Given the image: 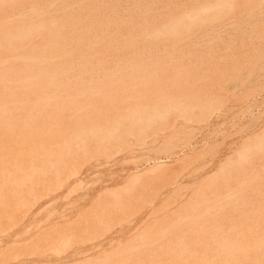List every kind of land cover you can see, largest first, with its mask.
Instances as JSON below:
<instances>
[{
	"label": "bare ground",
	"instance_id": "6f19581e",
	"mask_svg": "<svg viewBox=\"0 0 264 264\" xmlns=\"http://www.w3.org/2000/svg\"><path fill=\"white\" fill-rule=\"evenodd\" d=\"M232 2H233V0H0V182H4V181H6V180H8V179H10V178H12L13 177V173H14V171L12 170V168L13 167H17V168H20V167H34V166H36V164L37 163H40V165L42 164V162H50V161H57V159H58V157H60L59 156V151H60V154L62 153L61 151L62 150H65V151H69V150H71L72 149V147H73V145L74 144H76L75 142H77L76 140L78 139V138H82L84 135L86 136V134H89V136H88V138L90 137V134H95V128H94V126H95V122L93 121V123H95V124H93L94 126H90V127H88L89 125H91V123L88 125V123H89V121L90 122H92L91 120L92 119H94V118H98L99 117V119H100V117H102V116H104V115H106L107 113H110V112H112V114L114 115V118H118V119H116V120H119V117H121L120 115H122V118H120V119H123V117L125 118V115L126 114H124V116H123V114H122V112H124V111H126V110H128V109H126L125 107H126V105L127 106H129L128 104L130 103V102H133V101H137V100H141L142 98H145V97H149V96H152V97H154V100H155V104L157 103L156 102V96H157V98H162L163 96H165V95H168V94H160V93H162L161 91L159 92V90L160 89H158V90H155V89H153L154 87L156 88V86H157V84H159V83H162L163 81H165L166 79L165 78H167V76H165L166 74V71H169V69L171 68L172 70H173V68H174V70H175V68H176V70L175 71H177V73H179L178 71H180V69H184V67H186V66H189V68H193L196 64H198L197 62H199L198 60H199V58H198V60H197V57H194V55H196L197 56V53L196 54H194L195 53V51H192V50H190L191 48H188V46H187V43H186V41H188V39H189V41H191V42H193L192 40H190V38L191 37H194V35H198V34H200V33H202L205 29H207L208 27L207 26H209L210 24H212L213 22H218V21H222L223 20V22H224V20H226L229 16H230V18H234L233 20L234 21H236L237 22V24H238V26L240 27V25L239 24H241L242 22L245 24V22L243 21V17H245V16H250V18H251V16L252 17H254V15H255V17L256 16H258V14H261L262 12H261V10H263V7H264V0H237V4H236V2H235V4L233 3L232 4ZM232 5H235V7L234 6H232ZM224 9H229L230 10V12H231V14H229V13H225V12H223V11H221V10H224ZM225 13V14H224ZM263 13H264V11H263ZM227 14V16H228V14H229V16L227 17V16H225ZM232 15V16H231ZM261 16V15H260ZM260 16H258V17H260ZM262 16H264V15H262ZM261 16V17H262ZM254 17V18H255ZM258 17H256V18H258ZM260 17V18H261ZM229 18V19H230ZM253 18V19H254ZM263 18V17H262ZM245 19H249V17L248 18H245ZM252 18H251V20H253ZM250 20V19H249ZM256 20V19H255ZM260 20V19H259ZM227 21H228V19H227ZM263 21V20H262ZM262 21H261V23H262ZM224 23H227V22H224ZM223 23V24H224ZM233 23V22H232ZM232 23H231V25H232ZM248 23V22H247ZM258 23V21L256 20V24ZM260 23V22H259ZM264 23V22H263ZM228 24V23H227ZM252 24V23H251ZM231 25H229V26H231ZM248 25V26H247ZM246 25V27H249L250 26V23L249 24H247ZM257 25H260V24H257ZM263 25V24H262ZM212 26H216L215 24L214 25H212ZM221 26H222V24H221ZM254 25H251V27H253ZM217 27V26H216ZM219 27V26H218ZM216 28V30L217 29H220V28ZM236 27V26H235ZM250 27V34H252L251 36H253L254 35V37L253 38H250V40H252V39H255L256 40V38L255 37H257V35H260V36H264V26L261 28V29H256L255 28V26L253 27V28H255V30L254 29H252ZM212 28V27H211ZM211 28H209V29H211ZM214 28V27H213ZM233 28V30H234V27H232ZM237 28V27H236ZM241 28H242V26H241ZM245 27H243V29H244ZM225 29V28H224ZM223 29V30H224ZM242 29V30H243ZM252 29V30H251ZM212 30V29H211ZM226 30V29H225ZM227 30H229V29H227ZM231 30V29H230ZM245 31H248L246 28L244 29ZM243 30V31H244ZM254 30V31H253ZM207 31V30H206ZM210 31V30H209ZM218 31H220V30H218ZM232 31V30H231ZM230 31V32H231ZM236 31H237V29H236ZM214 32V31H213ZM221 32H222V29H221ZM227 33L229 32V31H226ZM240 32V33H239ZM237 31L236 33H238L239 34V36H238V38L239 37H241V31ZM212 33V32H211ZM211 33H210V35H211ZM223 33V32H222ZM225 33V32H224ZM223 33V35H225V34H227V33H225L224 34ZM235 33V32H234ZM235 33V34H236ZM207 34H208V32H207ZM219 34V33H218ZM221 34V33H220ZM231 34L232 33H230V37H231ZM235 34H234V36H235ZM241 34V35H240ZM243 34H244V32H243ZM202 35V34H201ZM210 35H208V36H210ZM212 35H214L213 33H212ZM215 35H217V33L215 34ZM214 35V37H216ZM222 35V34H221ZM221 35H219V38H221L222 36ZM256 35V36H255ZM221 36V37H220ZM234 36H232L233 38H235ZM245 36V35H244ZM243 36V37H244ZM259 36V37H260ZM198 37H200L199 35H198ZM202 37H203V35H202ZM205 37H206V35H205ZM227 37H229V36H227ZM250 37V36H249ZM261 37V38H262ZM204 38V37H203ZM219 38H216V40L217 39H219ZM245 38H246V36H245ZM209 39V38H208ZM223 39H225V37L223 38ZM223 39H219V41L220 40H223ZM242 39V38H241ZM240 39V40H241ZM196 40V39H195ZM194 40V41H195ZM200 40V39H199ZM210 41L212 40V39H209ZM226 40V39H225ZM239 40V39H238ZM255 40H252L253 42L255 41ZM264 41V40H262V39H260L259 38V41ZM202 41V40H201ZM224 41V40H223ZM231 41H233V42H235L234 41V39L233 40H231ZM245 40L243 39V44H244V46H245V42H244ZM251 41V42H252ZM259 41H256L257 42V44H256V47H257V45L259 44ZM260 41V42H261ZM203 42V41H202ZM218 42V41H217ZM233 42H231V43H233ZM236 42L238 43V41H237V39H236ZM247 42H248V40H247ZM246 42V43H247ZM253 42H252V44H253ZM196 43V42H195ZM195 43L193 44V45H195ZM197 43H198V41H197ZM196 43V44H197ZM211 43V44H210ZM209 43V45H211V47H208V50H207V48H206V52L208 51V55H210L209 54V52L211 53L212 52V54L211 55H213V53L214 52H216V49H214V48H212V42H210ZM215 43V42H214ZM226 43V42H225ZM241 43H242V41H241ZM264 43V42H263ZM208 44V43H207ZM217 44V43H216ZM260 44H262V43H260ZM189 45V44H188ZM208 45V46H209ZM223 45V44H222ZM264 45V44H263ZM263 45H261V46H263ZM199 46H200V44H199ZM202 46V45H201ZM200 46V48H201V50H203L202 49V47ZM225 46V45H224ZM227 46V45H226ZM235 46V45H234ZM239 46H243V45H239ZM242 47V51H243V48H245V47ZM255 46V45H254ZM260 46V45H259ZM260 46V47H261ZM192 47V46H191ZM193 47H195V46H193ZM192 47V48H193ZM206 47H207V45H206ZM214 47V46H213ZM223 47V46H222ZM260 47H258L257 49H260ZM196 48L197 47H195V49L194 50H196ZM236 48H238V47H236ZM235 48V50L234 51H236V50H239V48L238 49H236ZM248 48V51H249V48L250 49H253V48H251V47H247ZM226 49H227V47H226ZM205 50V49H204ZM229 50H231V48L229 49ZM245 50V49H244ZM258 54H259V52L261 51H259V50H256V48L254 49ZM253 50V51H254ZM191 51L192 52H194L193 54V56L192 57H194L195 58V60H196V63H194V62H192L191 60H189V62H183L184 61V58L186 59V55H190V53H191ZM197 52H199L198 50H196ZM221 51V50H220ZM241 51V52H242ZM253 51L251 50V52H252V55L254 56V55H256V52H255V54L253 53ZM262 51H264L263 49H262ZM218 52V51H217ZM224 51H222L221 53H223ZM233 52V51H232ZM232 52H230V53H232ZM239 52H240V50H239ZM238 52V53H239ZM250 52V51H249ZM203 53H205V52H203ZM203 53H201V56H202V54ZM226 53H227V51H226ZM237 53V54H238ZM261 53V52H260ZM206 54V53H205ZM207 54L205 55L206 57H208V58H211V57H209V56H207ZM263 54V53H262ZM183 55H185V56H183ZM199 55H200V53H199ZM198 55V57H200ZM214 55H215V53H214ZM213 55V56H214ZM218 55H219V53H218ZM221 55V54H220ZM230 55V54H229ZM232 55V54H231ZM235 55H236V53H235ZM239 55H241V54H239ZM183 56V60L182 59H179L180 57H182ZM212 56V58L213 59H215L214 57ZM223 56H225V54L223 55ZM226 56H228V55H226ZM259 56V55H258ZM257 55H256V58L258 57ZM263 56H264V54H263ZM263 56H261V57H263ZM217 57H219V56H217ZM229 57V56H228ZM232 57H234L233 55H232ZM244 57H248V56H244ZM260 57V56H259ZM188 58V57H187ZM190 58H191V56H190ZM190 58H188V59H190ZM201 58V57H200ZM203 58V57H202ZM201 58V59H202ZM207 58V59H208ZM226 58V57H225ZM235 58H237V57H235ZM235 58H233V59H235ZM242 58H243V56H242ZM246 58H245V60H246ZM207 59H205L206 60V63L208 62V60ZM212 59V60H213ZM218 59H220V58H217V60ZM228 59V58H227ZM226 59V60H227ZM250 59V58H249ZM187 60V59H186ZM204 60V59H203ZM202 60V61H203ZM216 60V61H217ZM221 60H222V56H221ZM225 60V61H226ZM238 60L239 61H242V60H240L239 58H238ZM262 59H260V61H261ZM264 60V59H263ZM201 61V62H202ZM214 61V60H213ZM230 61H232V60H230L229 59V62ZM243 61H244V59H243ZM242 61V62H243ZM247 61H248V59H247ZM253 60H252V58H251V60L249 61V63L250 62H252ZM210 62V61H209ZM212 62V61H211ZM215 62V61H214ZM219 62V61H218ZM221 62V61H220ZM222 62H223V60H222ZM221 62V63H222ZM228 62V63H229ZM233 62V61H232ZM235 62V61H234ZM241 62V63H242ZM200 63V62H199ZM204 63V62H203ZM202 63V64H203ZM213 63V62H212ZM239 63V62H238ZM245 63H248V62H245ZM248 63V64H249ZM254 63H256V62H254ZM253 62H252V64H254ZM195 64V65H194ZM201 64V65H202ZM236 64V63H235ZM235 64H233L234 66H236L237 67V64L235 65ZM200 65V66H201ZM205 64H203V67L205 68L206 66H204ZM213 65V64H212ZM215 65V64H214ZM218 65H219V63H218ZM218 65H216V66H218ZM224 65H226V62H225V64ZM233 65H232V67H229L228 69H230V68H233ZM239 65H240V63H239ZM245 65H247V64H245ZM256 65H258L257 63H256ZM197 66H199V64L198 65H196V67ZM211 66V65H210ZM220 66V65H219ZM230 66V65H229ZM243 67V63H242V65H240V67ZM253 66V65H252ZM251 66V67H252ZM255 66V65H254ZM195 67V68H196ZM221 67H222V64H221ZM235 67V68H236ZM239 67V66H238ZM237 67V68H238ZM250 67V68H251ZM258 67V66H257ZM187 68V67H186ZM186 68L184 69L186 72L188 71V69L186 70ZM194 68V69H195ZM204 68H202L201 69V67H200V69L202 70V71H204L203 69ZM212 68V67H211ZM244 68V67H243ZM247 68H249L248 66H247ZM209 72H207V70L206 71H204V75H209L212 71L210 70V68H209V66H207V68H206ZM212 69H214V67L212 68ZM216 69V68H215ZM217 69L219 70V69H221V71L223 70V69H227V68H218L217 67ZM240 69V68H239ZM244 69H246V68H244ZM256 69V68H255ZM263 69V68H262ZM172 70L171 71H169V72H167L168 74L167 75H169V74H171L172 73ZM190 70V69H189ZM198 70H199V68L197 69H195V72L197 71L198 72ZM248 70V69H247ZM185 71H183L182 70V73L183 72H185ZM191 71V70H190ZM187 72L188 73V75H186V79L183 77L182 78V73L181 74H179V75H181L180 76V78H178V75L176 74V72H175V74H176V76H175V74H174V76L172 77L173 79L171 80L170 79V81H175L176 80V82H178V80H181L180 82H181V84L184 86V81H185V83L188 81L187 79L188 78H190L191 77V75H192V73L194 72V70H193V72ZM211 71V72H210ZM215 71V70H214ZM220 71V70H219ZM226 72L228 71V70H225ZM233 71V70H232ZM244 71V70H243ZM250 71H252V70H250ZM185 72V73H186ZM194 72V73H195ZM196 72V73H197ZM199 72H201V71H199ZM205 72H207L206 74H205ZM218 72V71H217ZM234 72H235V70H234ZM173 73H174V71H173ZM186 73V74H187ZM191 73V74H190ZM193 73V74H194ZM195 73V74H196ZM214 73V72H213ZM216 73V72H215ZM233 73V72H232ZM242 73V72H241ZM241 73H240V75H241ZM246 73V72H245ZM184 74V73H183ZM198 74H200L201 75V73H198ZM221 74H224L225 75V73L224 72H221ZM221 74H216L217 76H219V78L217 77L216 78V81H217V79H219L220 81L223 79V81H225L227 78H225V77H227V76H224V78H223V76L220 78V75ZM229 74H231V73H229ZM235 74H237L236 72H235ZM235 74H232V75H235ZM248 74H250V73H248ZM254 74V73H253ZM190 75V77H187V76H189ZM207 75L205 76V79H204V76H202V78H203V80H206V81H208L209 79H208V77H207ZM211 75V74H210ZM215 74H213V76H214ZM231 75V76H232ZM243 75H244V73H243ZM242 75V76H243ZM198 76V79L200 80V78H201V76H200V78H199V75H197ZM197 76H195V77H197ZM212 76V75H211ZM210 76V77H211ZM231 76L229 75L228 76V78L230 77L231 78ZM238 76V75H237ZM236 76V77H237ZM247 76V75H246ZM194 76L192 77V78H195ZM206 77H207V79H206ZM209 77V78H210ZM216 77V76H215ZM240 77V76H239ZM192 78L191 79H189V81H191L192 80ZM213 78V77H212ZM235 78V77H234ZM233 78V79H234ZM238 78V77H237ZM236 78V79H237ZM262 78V77H261ZM184 79V81H182ZM195 79H197V78H195ZM241 79H243L242 77H241ZM244 79H245V77H244ZM263 79V78H262ZM187 80V81H186ZM198 80V81H199ZM211 80V79H210ZM219 80H218V82H219ZM167 81H168V78H167ZM167 81H165V82H167ZM169 81V82H170ZM188 81V82H189ZM196 82H197V80H195ZM194 80H192V82L194 83L195 82ZM202 81V79L199 81V83ZM206 81H203L202 83L205 85V83H206ZM212 81V80H211ZM222 81V82H223ZM228 81H229V79H228ZM227 80L225 81V82H228ZM234 81V80H233ZM232 81V82H233ZM238 81V80H237ZM241 81V80H240ZM180 82H178L177 84H175L174 82V84L176 85V87H177V85L180 83ZM187 82V83H188ZM212 82H215V81H212ZM225 82H223V84L225 85ZM231 81H230V83H232ZM247 82V80H245V83ZM164 83V82H163ZM172 83V82H171ZM191 83V82H190ZM202 83H200V85L202 84ZM209 83V82H208ZM219 83H221V82H219ZM219 83H216V84H218V85H216V86H221L222 84H219ZM229 83V82H228ZM227 83V84H228ZM242 83H243V81H242ZM245 83H243L244 85H245ZM167 84H169V83H167ZM174 84H170V85H166L167 87H169V89L171 88V86H173ZM180 84V85H181ZM196 84V83H195ZM203 84L201 85V86H203ZM213 84V83H212ZM180 85H178V86H180ZM188 85H190V84H188ZM193 86H195L194 84H192ZM191 85V87H193ZM206 85H208L207 83H206ZM223 85V86H224ZM230 85V84H229ZM228 85V86H229ZM161 86V85H160ZM166 86L165 87H163V86H161V87H163V89L165 90V91H167L166 89ZM197 87H198V83H197V85H196ZM215 86V85H214ZM227 86V87H228ZM157 87H159V86H157ZM160 87V88H161ZM187 89V92L189 91L188 90V87L187 86H185ZM190 87V88H191ZM196 87V88H197ZM200 87V86H199ZM198 87V88H199ZM204 87V86H203ZM203 87H201L200 89L202 90V88ZM209 87V86H208ZM210 87H212L211 85H210ZM225 87V86H224ZM223 87V88H224ZM238 87V86H237ZM148 88H150V89H148ZM166 88V89H165ZM174 88H175V86H174ZM173 88V89H174ZM181 87H179V88H176V90L177 89H180ZM184 88V87H183ZM194 88V91H195V87H193ZM206 88H207V86H206ZM221 88V87H220ZM223 88H221V89H223ZM254 88V87H253ZM157 89V88H156ZM162 89V91H163V93H167V92H165L164 90ZM182 89V88H181ZM210 89V88H209ZM209 89H206V91L205 92H207V90H209ZM218 89V88H217ZM216 88H215V90H217ZM227 89H229V88H227ZM258 89V88H257ZM262 89V88H261ZM171 91H169V92H172L173 93V90L172 89H170ZM193 90V89H192ZM201 90H198V92H200ZM203 90H204V88H203ZM211 90V92L213 91L212 90V88L210 89ZM210 90H209V92H210ZM246 90V89H245ZM231 91V90H230ZM249 92L251 91V89H249L248 90ZM247 90H246V92H248ZM254 91V90H253ZM168 92V93H169ZM184 92V91H183ZM204 91H202V93H203ZM219 92H221V91H219ZM225 92V91H224ZM223 92V94H225ZM226 92H228V91H226ZM245 92V93H246ZM172 93H170V95L172 94ZM176 92H174V94H175ZM180 93V92H179ZM196 93V91L194 92V95H196L195 94ZM201 93V92H200ZM201 93V94H202ZM216 93V92H215ZM218 93V92H217ZM229 93V92H228ZM251 93H253V92H251ZM250 93V94H251ZM255 93V92H254ZM181 94V93H180ZM185 94V93H184ZM192 94H193V91H192ZM209 94V93H208ZM208 94H205V97H206V95L208 96ZM214 94V93H213ZM249 94V95H250ZM173 95V94H172ZM171 95V96H172ZM177 95V99H178V94H176ZM188 95H190L189 93L187 94L186 93V95L185 96H182V97H184V99H185V97L186 96H188ZM211 95H212V93H211ZM214 95H216V94H214ZM226 95V94H225ZM234 95H235V92H234ZM245 95V94H244ZM248 95V94H247ZM171 96H170V98H167V101H168V99H171ZM173 96H175V95H173ZM192 96V95H191ZM203 96V95H202ZM221 96H223V95H221ZM220 96V97H221ZM228 96H229V94H228ZM231 96H233V94L231 95ZM246 96V95H245ZM166 97V96H165ZM164 97V98H165ZM169 97V96H168ZM181 97V98H182ZM195 98H199V96H194ZM218 97V96H217ZM217 97L215 98V96L213 97V98H215V100H212L213 98L212 97H210V99L209 100H211V101H214V102H216V101H218V100H216L217 99ZM227 97V96H226ZM234 97H236V96H234ZM195 98H193V99H195ZM204 98V97H203ZM203 98H202V100H203ZM207 98V97H206ZM206 98H204V100L206 99ZM219 98V97H218ZM222 98V97H221ZM243 98H244V96H243ZM247 98V97H246ZM147 99V98H146ZM151 97H150V101H151ZM163 99V98H162ZM166 99V98H165ZM164 99V100H165ZM172 99L174 100V98L172 97ZM186 99H189L188 97L186 98ZM185 99V101L187 102V100ZM225 99V98H224ZM239 98H236V100H238ZM143 100V102H144V99H142ZM173 100H171V101H173ZM179 100H180V97H179V99H178V101H177V103L179 102ZM182 100V99H181ZM190 102H191V97H190ZM208 100V101H209ZM242 100V99H241ZM149 101V100H148ZM159 101H160V99H159ZM158 101V104L157 105H160L161 104V102H159ZM161 101H163V100H161ZM171 101H168V102H170V103H173V102H171ZM185 101L183 102L182 101V103H183V105H184V103H185ZM207 100H205V102H206ZM211 101H209L210 103H211ZM143 102H140V101H138V102H136V104H144V107L145 108H143V110L142 111H144L146 108L148 109V111L150 112V110H151V108H152V106H154L153 104H154V102H153V99H152V102L153 103H150V102H148V105L150 104V106H151V104H152V106H151V108L149 107V106H147L146 107V105H147V101H145L146 102V105H145V103H143ZM164 102V101H163ZM168 102H165V103H168ZM199 102V101H198ZM209 102L207 103V104H209ZM223 102V101H222ZM240 102H242V101H240ZM134 103V102H133ZM160 103V104H159ZM170 103H168L169 105H170ZM181 103V104H182ZM192 103V102H191ZM193 103H194V101H193ZM203 103V102H202ZM219 103V102H218ZM218 103H216V104H218ZM131 104V103H130ZM135 104V103H134ZM173 104H176L175 102L173 103ZM186 104V103H185ZM199 104H200V102H199ZM213 104V103H212ZM165 104H163V106H164ZM179 105V104H178ZM192 105V104H191ZM195 105V104H194ZM203 105L205 106V104L203 103ZM211 105V104H210ZM209 105V106H210ZM214 105H215V103H214ZM131 106V105H130ZM161 106H162V104H161ZM167 106V105H166ZM171 106H172V104H171ZM170 106V107H171ZM188 106V104H186V106L185 107H187ZM202 106V105H201ZM208 106V107H209ZM218 106V105H217ZM131 107H133V105L131 106ZM137 107H139V109L137 108ZM140 105H136V108H137V110L135 111V113L132 111L133 109H131L130 107H127V108H130L129 109V112H130V110L132 111V113H134V114H132L133 116H134V118H135V116H136V113L140 110ZM154 107H156V105L154 106ZM153 107V108H154ZM184 107V106H183ZM185 107H184V109H185ZM189 107H190V105H189ZM193 107V106H192ZM214 107V106H213ZM126 110H125V109ZM150 108V109H149ZM159 107H157L156 109H157V112H159V113H161V111H159V109H158ZM167 108V107H166ZM174 108H176V105L174 106L173 105V108H171V109H173V110H171V111H174V110H176V109H174ZM207 108V107H206ZM123 109H124V111H123ZM134 109H135V106H134ZM155 109V110H156ZM161 110H162V112H163V110H164V114L163 115H168V114H165L166 113V110L168 109H163V108H160ZM179 109V108H178ZM178 109H177V111H178ZM214 109H215V107H214ZM152 110H154V109H152ZM187 110V109H186ZM190 110V109H189ZM206 110H210L211 111V109H206ZM147 111V110H146ZM180 111V110H179ZM194 111H197V110H194ZM198 111H199V108H198ZM214 111V110H213ZM127 112V111H126ZM152 112V111H151ZM168 112H169V110H168ZM186 112V111H185ZM193 112V111H192ZM201 112V111H200ZM199 112V113H200ZM204 113H205V111H203ZM207 112V111H206ZM128 113V112H127ZM131 113V112H130ZM140 113H142V114H144L145 116H146V113H147V115H149L148 114V112H146V113H143V112H140ZM153 113V112H152ZM170 113V112H169ZM178 113V112H177ZM187 113V115H188V112H186ZM185 113V114H186ZM208 113V112H207ZM245 113V112H244ZM111 114V113H110ZM109 114V115H110ZM115 114H120L119 115V117L117 116V117H115ZM139 113H137V115H138ZM153 114H156V113H153ZM180 114H182L183 115V113H181V111L179 112V114H177V116H178V118H180L179 116H181ZM189 114H191V110L189 111ZM200 114H202V112L200 113ZM206 114V113H205ZM109 115H107L106 116V118L107 117H109ZM158 115V114H157ZM162 114H160V116H161ZM172 115H173V112H172ZM176 115V114H175ZM192 115V114H191ZM208 115V114H207ZM206 115V116H207ZM127 116V115H126ZM133 116H128V117H126L125 119H127V120H129V122L130 121H132L133 122ZM152 116V115H151ZM159 116V115H158ZM158 116H156V117H158ZM194 116H196V115H194ZM200 116H202V115H200ZM205 116V117H206ZM137 117V116H136ZM164 117V116H163ZM162 117V118H163ZM182 117V116H181ZM184 117V116H183ZM199 117V116H198ZM103 118V117H102ZM129 118H131V120L129 119ZM139 118H140V116H139ZM155 118V117H154ZM188 118V117H187ZM201 117H199V119H200ZM109 119H111V123H112V120H113V116L111 117V118H109ZM109 119H107L108 120V122L110 121ZM146 119H148V116H147V118ZM156 119H158V121H159V117L158 118H156ZM190 119V118H189ZM192 119V118H191ZM195 119V118H194ZM101 120V119H100ZM99 120V121H100ZM103 120V119H102ZM106 120V121H107ZM115 120V119H114ZM113 120V121H114ZM115 120V121H116ZM127 120L126 121H124V124H121L122 122H120V125H121V127H122V125H127V124H125V122H127ZM141 120V119H140ZM196 120V119H195ZM205 120H207V119H205ZM95 121H97V119H95ZM114 121V122H115ZM121 121V120H120ZM143 121V120H142ZM162 121V119L160 118V122ZM165 121V120H164ZM172 121V120H171ZM187 121V120H186ZM197 121V120H196ZM201 121H203V120H201ZM101 122V121H100ZM113 122V123H114ZM119 122V121H118ZM141 122V121H140ZM145 122H147V121H145ZM145 122H142L143 124H145ZM159 122V125L161 124ZM188 122V121H187ZM187 122H185L184 124H186ZM189 122H191V124H188ZM187 124L188 125H192V122H193V120L192 121H189ZM97 123H98V121H97ZM103 123H105V121L103 120V122H102V124ZM107 123V122H106ZM111 123H108V124H104L103 126L106 128V126H108L109 124H111ZM116 123L117 122H115V124H114V126L116 125ZM135 123V122H134ZM151 123V122H150ZM153 123V122H152ZM158 123V122H157ZM167 123V122H166ZM180 123H181V121H180ZM196 123H198V122H196ZM137 124H138V121H137ZM136 124V125H137ZM143 124H141L140 123V125H142V126H140V127H143V128H145L146 127V124H145V126H143ZM153 124H155V123H153ZM164 124V123H163ZM176 124V123H175ZM198 124H200V123H198ZM87 125V126H86ZM113 125V124H112ZM112 125H109V126H112ZM130 125V124H129ZM133 125V124H132ZM132 125H130L129 126V128L130 127H132ZM139 125V124H138ZM137 125V126H138ZM100 126V125H99ZM103 126H101L100 127V129L102 130V132L104 133V132H106L107 130H104L103 131ZM108 126V127H109ZM116 126H118V125H116ZM115 126V127H116ZM151 126V125H150ZM155 126V125H154ZM158 126V125H157ZM156 126V128H159V126L157 127ZM162 126V125H161ZM160 126V127H161ZM195 126V125H194ZM193 126V127H194ZM98 127V126H97ZM114 127V128H115ZM124 127V126H123ZM127 127V126H126ZM133 127H135V125H133ZM132 127V128H133ZM179 127V126H178ZM191 127V126H190ZM119 128V127H118ZM117 128V129H118ZM128 128V127H127ZM132 128H130V129H132ZM155 128V127H154ZM180 128V127H179ZM182 128H183V126H182ZM192 128V127H191ZM197 128V127H196ZM97 129H99V127L97 128ZM107 129V128H106ZM130 129H128V132H126L127 130L125 129V132L126 133H124V134H122L123 136L124 135H126V134H128L129 133V130ZM136 129L138 130V128L136 127ZM149 129V128H148ZM169 129V128H168ZM184 129V128H183ZM186 129V128H185ZM187 129H188V131H189V127H187ZM198 129V128H197ZM197 129H196V131H197ZM201 129H203V127L201 126ZM200 129V130H201ZM119 130H123V129H121V128H119ZM133 130V129H132ZM132 130H130V131H132ZM135 130L136 132H138L139 133V131L140 130H142V128L140 129V130ZM145 130V129H144ZM146 130H147V128H146ZM179 130V129H178ZM182 130V129H181ZM195 129L193 128V130H192V132L194 131ZM261 130V129H260ZM259 130V131H260ZM92 131H94L93 133H90V132H92ZM109 131V130H108ZM114 131V130H113ZM135 131L133 132V134L135 133ZM148 131V130H147ZM147 131H141L142 132V134H144L145 132H147ZM169 131V130H168ZM174 131H176V129L174 128ZM198 131H199V129H198ZM262 131V130H261ZM99 132H101V131H99ZM115 132V131H114ZM119 132V131H118ZM140 132V133H141ZM263 132V131H262ZM98 133V132H97ZM96 133V134H97ZM107 133V132H106ZM159 133H161V132H159ZM165 133V132H164ZM171 133V132H170ZM177 133H178V131H177ZM184 132H182V134H183ZM190 133V132H189ZM237 133V132H236ZM105 134V133H104ZM108 134V133H107ZM107 134H105V136L107 135ZM118 134V133H117ZM121 134V133H120ZM119 134V135H120ZM132 133H130V135H131ZM145 134H148L149 135V133L147 132V133H145ZM162 134V133H161ZM173 134V133H172ZM194 134H195V132H194ZM200 134L201 133H199V137H200ZM256 134V133H255ZM260 134H262V133H260ZM98 135V134H97ZM96 135V136H97ZM111 135V134H110ZM110 135L108 136V137H110ZM129 135V134H128ZM127 135V138L130 140V138H131V140L133 141V139L132 138H134L135 137V134H134V136H128ZM141 135V134H140ZM158 135V134H157ZM156 135V137L158 138V136ZM184 135H185V133H184ZM183 135V136H184ZM186 135H188V134H186ZM191 135V134H190ZM101 136H102V134H101ZM117 136L118 135H116V139H117ZM121 136V135H120ZM119 136V137H120ZM122 136V137H123ZM136 136L138 137L139 135H137L136 134ZM142 136V135H141ZM170 136H171V134H170ZM183 136H180L181 138L183 137ZM197 136V135H196ZM252 136V135H251ZM254 136V135H253ZM250 137V138H252V139H254V137ZM263 136V135H262ZM92 137H95V135H91V138ZM118 137V138H119ZM137 137H135V138H137ZM154 137H155V135H154ZM155 137V138H156ZM164 137V136H163ZM166 137V136H165ZM195 137V136H194ZM113 139L112 141H114V140H116V139ZM121 138V137H120ZM123 138H126L125 136L123 137ZM123 138L121 139V140H123ZM135 138H134V140H135ZM192 138V137H191ZM256 138V137H255ZM259 138V137H258ZM90 139V138H89ZM97 139H99V137H97ZM153 139V138H152ZM152 139H150V140H152ZM177 139V138H176ZM175 139V140H176ZM186 138H184V140H185ZM193 139V138H192ZM248 139H249V137H248ZM251 139V142H253V140ZM263 139H264V137H263ZM263 139L261 140L260 139V141H262L263 142ZM101 140V139H100ZM99 140V141H100ZM125 140V139H124ZM121 141L122 142V145L123 146H126L127 144H128V146H129V143H131V142H127L126 143V140L125 141ZM138 140H139V138H138ZM137 140V141H138ZM149 140V141H150ZM161 140V139H160ZM163 141H165V139H162ZM171 140V139H170ZM170 140H169V142H170ZM187 140V139H186ZM194 140V139H193ZM198 139H196V141H197ZM201 140V139H200ZM245 141L247 140V138L246 139H244ZM256 140V139H255ZM88 141V140H87ZM90 141V140H89ZM89 141H88V143H89ZM93 141V140H92ZM97 140H96V137L94 138V142H96ZM105 141H107V139L105 140ZM140 141V140H139ZM156 141V140H155ZM158 141V140H157ZM168 141V140H167ZM172 141V140H171ZM190 140H188V142H189ZM192 141V140H191ZM195 141V140H194ZM194 141H192V142H194ZM249 141V140H248ZM258 141V140H257ZM85 142V141H84ZM102 142V141H101ZM108 142H110L109 140L107 141V143L106 144H108ZM117 142V141H116ZM126 143V145H125V143ZM134 142V141H133ZM136 142V141H135ZM140 142H143V139H142V141H140ZM148 142V141H147ZM153 142V141H152ZM151 142V145L152 144H156V142H154V143H152ZM184 142V141H183ZM191 142V143H192ZM199 142V141H198ZM197 142V143H198ZM244 142V141H243ZM256 142V141H255ZM93 142H91L90 141V144H91V146L93 147V149H92V147L90 146V147H87V146H89L88 144H87V142H86V146H84L85 147V150H83L84 152L83 153H88L89 152V150L91 151V149H92V153L93 152H95V151H93L95 148H97V146L95 145V148H94V144H92ZM102 143H105V142H102ZM138 143V142H137ZM145 143V142H144ZM144 143H141L142 144V147H143V145H144ZM150 143V142H149ZM165 143V142H164ZM187 143V142H186ZM186 143H184V144H186ZM246 143V142H245ZM245 143H243V145L245 144ZM100 144V143H99ZM99 144H97V145H99ZM105 144V145H106ZM114 144H115V142H114ZM121 144V143H120ZM176 144V143H175ZM177 144H179V146H180V142H178L177 141ZM181 144H183L182 142H181ZM241 144V143H240ZM252 144H254V142L252 143ZM260 144V143H259ZM102 145V147L104 146L103 144H101ZM131 145H132V143H131ZM130 145V146H131ZM134 145V144H133ZM132 145V146H133ZM139 145L140 144H138V147H139ZM150 145V146H151ZM162 145V144H161ZM164 146L166 145V143L165 144H163ZM162 145V146H163ZM169 145H172V144H168V146ZM187 145H188V143H187ZM186 145V146H187ZM194 145H196V142H195V144ZM216 145V144H215ZM256 145V144H255ZM116 146H117V144H116ZM147 146V145H146ZM156 146H157V144H156ZM158 146H160L159 144H158ZM167 146V145H166ZM173 146V145H172ZM175 146V145H174ZM178 146V145H177ZM176 146V148H177V150H179L178 149V147ZM184 146V145H183ZM233 146V145H232ZM231 146V147H232ZM259 146V145H258ZM258 146H256V147H258ZM262 146V144H260V146H259V149H261L262 148V150H263V147H261ZM87 147V148H86ZM98 147H100V145L98 146ZM110 147V146H109ZM118 147V146H117ZM120 147V146H119ZM122 147V146H121ZM127 147V146H126ZM141 147V146H140ZM181 147V146H180ZM179 147V148H180ZM188 147V146H187ZM198 147V146H197ZM217 147V146H216ZM236 147V146H235ZM240 147V146H239ZM251 147H253V146H251ZM131 148V147H130ZM130 148H125V149H127V150H129ZM132 148H136V146L134 145V147H132ZM146 148V147H145ZM144 148V149H145ZM148 148H150L149 146H148ZM160 148V147H159ZM164 148V147H163ZM168 148V147H167ZM190 148V147H189ZM255 148V147H254ZM80 149H81V147H80ZM104 149V148H103ZM102 149V150H103ZM106 149V148H105ZM142 149V148H141ZM144 149L142 150V151H144ZM154 149H156V150H158V152L160 151L159 149H157V148H155L154 147ZM153 149V150H154ZM175 149V148H174ZM183 149H185V147L183 148ZM194 149V148H193ZM197 149V148H196ZM257 149V148H256ZM96 150H98V148L96 149ZM101 150V149H100ZM132 150V149H131ZM139 150V149H138ZM149 149H145V151L147 152ZM168 151H170V148L169 149H167ZM181 150V149H180ZM179 150V151H180ZM210 149H208L207 150V152L209 151ZM214 150V149H213ZM231 150V149H230ZM234 150H236V149H234ZM262 150H259V151H262ZM141 151V150H140ZM139 151V152H140ZM162 151V150H161ZM164 151V150H163ZM176 151V150H175ZM186 151H187V149H186ZM212 151V150H211ZM250 151V150H249ZM256 151V150H255ZM72 152V151H71ZM90 152V153H91ZM136 152V151H135ZM138 152V151H137ZM145 152V153H146ZM149 152H151V151H149ZM171 152H172V149H171ZM194 152V151H193ZM193 152H191V153H193ZM206 151H205V155H206V153H207ZM215 152H217L216 150L214 151V153ZM229 152V151H228ZM236 152V151H235ZM257 153H258V151H256ZM64 153V152H63ZM98 152H96V154H97ZM107 154H108V152H106ZM128 153V152H127ZM131 153V152H130ZM132 153H133V151H132ZM131 153V154H132ZM144 153V152H143ZM144 153V154H145ZM148 153V152H147ZM155 153V152H154ZM154 153H153V151H152V154L154 155ZM157 153V152H156ZM160 153H163V152H160ZM160 153H157V154H160ZM170 153V152H169ZM174 153V152H173ZM176 153H178V152H176ZM231 153V152H230ZM261 153V152H260ZM263 153V152H262ZM69 154V153H68ZM73 155H74V153H72ZM78 154H80V153H78ZM92 154V155H94L93 156V158L94 157H98L99 155L97 154ZM99 154H101L100 152H99ZM138 154V153H137ZM136 153H135V155H137ZM143 154V155H144ZM152 154H150V156H152L153 157V155ZM164 154H165V152H164ZM164 154H162L163 156H164ZM171 154V153H170ZM201 154V153H200ZM238 154H239V152H238ZM77 154L75 153V155H74V157H73V159L75 158V156H76ZM90 155V156H89ZM89 155H87V154H85V157L86 156H89V159L91 160V154H89ZM96 155V156H95ZM105 155V154H104ZM121 155V154H120ZM123 155V154H122ZM127 155H129V154H127ZM146 155V154H145ZM148 155H149V153H148ZM161 155V156H162ZM169 155V154H168ZM191 155V154H190ZM212 155H213V153H212ZM212 155H211V159H212ZM215 155V154H214ZM254 155V154H253ZM62 156H64V155H62ZM124 156V155H123ZM122 156V157H123ZM132 156V155H131ZM130 156V157H131ZM156 156V158L158 157L157 155H155ZM183 156V155H182ZM182 156H180V157H182ZM189 156V155H188ZM204 156V155H203ZM210 156V155H209ZM216 156V155H215ZM226 156V155H225ZM224 156V157H225ZM236 156V155H235ZM234 156V157H235ZM237 156H240V154L239 155H237ZM257 156V155H256ZM258 156H260V155H258ZM77 157V156H76ZM96 157V158H97ZM104 158H106L105 156H103ZM115 157H117V156H115ZM121 157V156H120ZM129 157V156H128ZM129 157V158H130ZM136 157V156H135ZM138 157V156H137ZM141 157V156H140ZM139 157V158H140ZM151 157V158H152ZM218 157V156H217ZM227 157V156H226ZM64 158H65V156H64ZM78 158H79V156H78ZM80 158H82V155H81V157ZM79 158V159H80ZM83 158H84V156H83ZM92 158V159H93ZM125 158H127L126 156H125ZM124 158V159H125ZM141 158H144V157H141ZM141 158H140V160H141ZM147 158H149V157H147ZM150 158V159H151ZM163 158V157H162ZM200 158V157H199ZM221 158V157H220ZM219 158V159H220ZM257 158H259V157H257ZM263 158V157H262ZM76 159L77 158H75L74 160L76 161ZM78 159V160H79ZM85 159V158H84ZM86 159H88V157L86 158ZM85 159V162H89L88 160H86ZM128 159V158H127ZM133 159V158H132ZM138 159V158H137ZM149 159V160H150ZM213 159H215V157L213 158ZM254 159V158H253ZM256 159V158H255ZM59 160V159H58ZM94 160V159H93ZM97 160V159H96ZM96 160H95V162H96ZM122 160V159H121ZM133 160H135V158L133 159ZM132 160V161H133ZM143 160V159H142ZM145 160H148V159H146V158H144V161ZM156 160V159H155ZM168 160V159H167ZM220 160H223V159H220ZM219 160V161H220ZM236 160V159H235ZM60 161H62L61 159H60ZM65 161H67L68 163H69V166L68 165H66V166H68V167H71V165H70V162L69 161H71V160H69L68 161V158H67V160H65ZM100 161H102V158H101V160ZM105 161V160H104ZM109 161V160H108ZM119 161V160H118ZM130 161V160H129ZM131 161V162H132ZM143 161V162H144ZM157 161V160H156ZM164 161V160H163ZM174 161V160H173ZM172 161V162H173ZM200 161V160H199ZM64 162V161H63ZM85 162H83L82 164H84ZM119 162H121V161H119ZM128 162V161H127ZM136 162V161H135ZM139 162V161H138ZM147 162V161H146ZM159 162V161H158ZM206 162V161H205ZM216 162H218V160L216 161ZM221 162V161H220ZM53 163V162H52ZM55 163V162H54ZM61 163V162H60ZM65 164H67L66 162H64ZM76 163H78V162H76ZM75 163V164H76ZM102 163V162H101ZM104 163V162H103ZM105 163H106V161H105ZM123 163V162H122ZM162 163V162H161ZM160 163V164H161ZM164 163V162H163ZM211 163V162H210ZM213 163H215V162H212V166L213 165H215V164H213ZM240 163V162H239ZM48 164V163H47ZM65 164H62L61 163V165H65ZM81 164V167H80V169L82 170L83 169V165ZM124 164H125V162H124ZM127 164V163H126ZM131 164V163H130ZM136 164V163H135ZM141 164V163H140ZM144 164H146V163H144ZM154 164V163H153ZM187 164V163H186ZM205 164V163H204ZM223 164V163H222ZM221 164V165H222ZM224 164H225V162H224ZM254 164V163H253ZM40 165H39V167H40ZM43 165V164H42ZM46 165V164H45ZM56 164H54V166H55ZM73 165V164H72ZM77 165V167H79V165L78 164H76ZM86 165H88V164H86ZM94 165V164H93ZM119 165V163L117 164V166ZM121 165V164H120ZM123 165V164H122ZM139 165V164H138ZM152 165V164H151ZM150 165V166H151ZM189 165V164H188ZM199 165V164H198ZM203 165V164H202ZM206 165H208V164H206ZM229 165V164H228ZM258 165H259V163H258ZM47 166V165H46ZM45 166V168H47ZM49 166V165H48ZM52 165H50V167H51ZM66 166H64V167H66ZM99 166V165H98ZM102 166V165H101ZM114 166V165H113ZM127 165H125V167H126ZM140 166V165H139ZM158 166L159 165H155V167L153 168V171H154V169H156V168H158ZM163 166V165H162ZM161 166V167H162ZM168 166H169V163H168ZM171 166H172V164H171ZM194 166V165H193ZM203 166H205V165H203ZM203 166L201 167L203 170L205 169V168H203ZM217 166V165H216ZM44 167V166H43ZM42 167V168H43ZM63 167V166H62ZM63 167V169L67 172V167H66V169ZM74 166H72L71 168L72 169H74L73 168ZM85 167V166H84ZM103 167V166H102ZM122 167V166H121ZM120 167V168H121ZM130 167V166H129ZM141 167V166H140ZM142 167H143V164H142ZM141 167V168H142ZM164 168H166V166L164 165L163 166ZM198 167V166H197ZM196 167V168H197ZM208 167V166H207ZM214 167V166H213ZM231 167V166H230ZM257 167V166H256ZM93 168L94 167H92L91 169L93 170ZM97 168V167H96ZM99 168V167H98ZM116 169H118L117 167H115ZM123 168V167H122ZM121 168V169H122ZM148 168V167H147ZM170 168V167H169ZM177 168H179V167H177ZM193 168H195V167H193ZM221 168H222V166H221ZM227 168V167H226ZM232 168V167H231ZM255 168V167H254ZM15 169V168H14ZM26 169V168H25ZM52 169H54V168H52ZM68 169H70V168H68ZM77 169V168H76ZM80 169H79V172H80ZM100 169H101V167H100ZM109 169H111V168H109ZM108 169V170H109ZM121 169H119V170H121ZM123 169H126V168H123ZM134 169V168H133ZM137 169V168H136ZM135 169V170H136ZM181 169V168H180ZM198 169V168H197ZM213 169V168H212ZM212 169H211V171H212ZM214 169H215V167H214ZM218 169H220V168H218ZM224 169V168H223ZM238 169V168H237ZM240 169V168H239ZM23 170V169H22ZM32 170V169H31ZM51 170V169H50ZM56 170V169H55ZM59 170H61L60 168H59ZM63 170V171H64ZM87 170V169H86ZM106 170H107V168H106ZM113 170V169H112ZM131 170V169H130ZM140 170H142V169H140ZM158 170V169H157ZM155 171V172H158V171ZM167 170V169H166ZM192 170V169H191ZM190 170V171H191ZM221 170V169H220ZM231 170H235V168L234 169H231ZM241 170V169H240ZM239 170V171H240ZM247 170V169H246ZM261 170H263V169H261ZM24 171V170H23ZM28 171V170H27ZM33 171V170H32ZM37 171V170H36ZM42 171V170H41ZM46 171V170H45ZM62 171V170H61ZM64 171V172H65ZM68 171H70L69 172V174L71 173V170H68ZM78 171V170H77ZM103 171V170H102ZM110 171V170H109ZM127 171V170H126ZM143 171H145V170H143ZM148 171V170H147ZM174 171H179V170H174ZM182 171V170H181ZM198 171V170H197ZM196 171V172H197ZM205 171V170H204ZM203 171V172H204ZM218 171V170H217ZM227 171H229V170H227ZM243 171H244V168H243ZM50 172V171H49ZM54 172V171H53ZM73 172V171H72ZM75 172V171H74ZM93 172H95V171H93ZM97 172V171H96ZM105 172V171H104ZM103 172V173H104ZM111 172V171H110ZM115 172V171H114ZM113 172V173H114ZM124 172V171H123ZM139 172V171H138ZM155 172L153 173V172H149L150 174H155ZM199 172H201V171H198V173ZM218 172H222V171H218ZM232 172V171H231ZM235 172H237V170H235ZM234 172V173H235ZM254 172V171H253ZM256 172V171H255ZM24 173V172H23ZM42 173V172H41ZM68 173V172H67ZM66 173V174H67ZM78 172H76V174H75V177L78 175L77 174ZM90 173H92L91 171H90ZM106 173V172H105ZM112 173V174H113ZM118 173V172H117ZM117 173H115L116 175H117ZM132 173H133V171H132ZM141 173V172H140ZM143 173H145V172H143ZM142 173V174H143ZM148 173V172H147ZM147 173H145V174H147ZM164 173V172H163ZM187 173V172H186ZM202 173V172H201ZM205 173V172H204ZM207 173H208V171H207ZM210 173V172H209ZM229 174H228V177L227 178H229V177H231V179L233 178V179H235L236 178V173L234 174L233 172V174L234 175H236L235 177H233L232 176V174L230 173V171L228 172ZM239 174H241L242 172H238ZM257 173H259V172H257ZM22 174V173H21ZM39 174V173H38ZM56 174H57V172H56ZM54 175V176H58V175ZM58 174H59V171H58ZM69 174H68V176H69ZM72 174L73 173H71L70 175V177H72ZM82 174V173H81ZM80 174V175H81ZM89 174V173H88ZM108 174H109V172H108ZM144 174V175H145ZM173 174H176V173H173ZM178 174V173H177ZM194 174V173H193ZM231 174V175H230ZM238 174V175H239ZM245 174V173H244ZM254 174H256V173H254ZM50 175H52L51 173H50ZM59 175H62V174H59ZM83 175V174H82ZM90 175V174H89ZM92 175H93V173H92ZM96 175V174H95ZM99 175H101V174H99ZM99 175H97V176H99ZM103 175V174H102ZM101 175V176H102ZM111 175V174H110ZM122 175V174H121ZM132 175V174H131ZM137 175V174H136ZM148 175V174H147ZM157 176H158V181H160V176H159V173H157L156 174ZM182 175V174H181ZM185 175H187V174H185ZM202 175V174H201ZM205 175V174H204ZM209 176H210V174H208ZM230 175V176H229ZM249 175H251L250 174V172H249ZM35 176V175H34ZM37 176V175H36ZM35 176V177H36ZM44 176V175H43ZM42 176V177H43ZM47 177H48V175H46ZM63 176H64V174H63ZM60 177L61 179L63 178V180H64V178H65V176L64 177ZM67 176V175H66ZM67 176V177H68ZM79 176V175H78ZM100 176V177H101ZM118 176H120V175H118ZM125 176V175H124ZM123 176V177H124ZM139 176V175H138ZM146 176V175H145ZM189 176V175H188ZM186 177V178H190V177ZM197 176H200V175H197ZM208 176V177H209ZM221 176V175H220ZM227 176V175H226ZM248 176V175H247ZM257 174H256V176H254L255 177V179H256V181L257 180H259V179H257ZM46 177V178H47ZM52 177V176H51ZM59 177V176H58ZM66 177V178H67ZM83 177V176H82ZM86 178H87V176H85ZM90 177V176H89ZM92 177H94V176H92ZM109 177H111V176H109ZM126 177V176H125ZM132 177L133 178H135V176L134 175H132ZM152 177H153V175H152ZM152 177H150L151 179H153ZM164 177V176H163ZM167 178H169L168 176H166ZM183 177H185V176H183ZM193 177V176H192ZM207 177V176H206ZM205 177V178H206ZM250 177V176H249ZM60 178H59V181H60ZM74 178V177H73ZM96 178V177H95ZM99 178V177H98ZM103 178H104V176H103ZM113 178H115V176L113 177ZM117 178V177H116ZM115 178V179H116ZM140 178V177H139ZM144 178V177H143ZM143 178H141L142 180H145V178L143 179ZM201 178V177H200ZM199 178V179H200ZM203 178V177H202ZM201 178V180H203ZM218 179H220V177H217ZM224 178V177H223ZM22 179V178H21ZM37 179V178H36ZM70 179H72V178H70ZM70 179H68V182L69 183H71L70 181ZM80 179V178H79ZM85 179V178H84ZM90 179V178H89ZM89 179H87V180H89ZM91 179H93V178H91ZM110 179V178H109ZM112 179V178H111ZM114 179V180H115ZM119 179V178H118ZM118 179H116V180H118ZM138 181H137V183L139 182V180L140 179H138V177L136 178ZM155 179H156V177H155ZM178 179V178H177ZM182 179V178H181ZM184 179V178H183ZM191 179V178H190ZM194 181H195V179H196V177H195V179L194 178H192ZM230 179V178H229ZM232 179V180H233ZM237 179V178H236ZM236 179H235V181L233 180H224L223 179V181H226V184H230V182H234L233 183V185H235V186H237L236 185ZM240 179H241V177H240ZM239 178L237 179L238 181L240 180ZM242 179H243V177H242ZM242 179H241V181H242ZM252 179V178H251ZM41 181H42V179H40ZM39 180V181H40ZM44 180V179H43ZM45 180H47V179H45ZM49 180H52V178L50 179V177H49ZM70 180V181H69ZM99 180V179H98ZM97 180V181H98ZM121 180V179H120ZM119 180V181H120ZM123 180H124V178H123ZM122 180V181H123ZM162 180H164V179H162ZM162 180H161V182H162ZM193 180H192V182H193ZM221 181H222V179H220ZM219 180V182L218 183H222L221 181ZM53 182L54 181H57V180H52ZM51 181V182H52ZM72 181H74V179L72 180ZM111 181V180H110ZM130 181V178H129V180H128V182ZM152 181V180H151ZM165 181V180H164ZM181 182H182V180H180ZM215 181V180H214ZM227 181H230V182H228L227 183ZM245 181V180H244ZM247 181V180H246ZM15 182V181H14ZM19 182V181H18ZM17 182V183H18ZM24 182H26V181H24ZM31 182V181H30ZM44 182V181H43ZM48 182H50V181H48ZM66 182H67V180H66ZM80 182V181H79ZM83 182V181H82ZM82 182H80L81 184H84V182L86 183L87 181H84L83 183ZM98 182H100V181H98ZM104 182V181H103ZM106 182H108V180L106 181ZM113 182V181H112ZM124 182V181H123ZM122 182V183H123ZM128 182H126V185H127V183ZM134 182V181H133ZM166 182V181H165ZM186 182V181H185ZM196 182V181H195ZM200 182V181H199ZM251 182H253V180L251 181ZM63 183V182H62ZM78 183V182H77ZM94 183V182H93ZM111 183V182H110ZM114 183V182H113ZM116 183V182H115ZM120 184H121V182H119ZM118 183V184H119ZM131 183H132V180H131ZM131 183H130V186H131ZM184 183V182H183ZM194 183V182H193ZM214 183H216V182H214ZM223 183H225V182H223ZM222 183V184H223ZM237 183H239V182H237ZM3 184V183H2ZM28 184V183H27ZM43 184V183H42ZM53 185H55V182L54 183H52ZM79 184V183H78ZM75 184V188H76V186H81V184ZM98 184V183H97ZM135 184V183H134ZM133 184V185H134ZM167 184H168V182H167ZM250 184V183H249ZM254 184V183H253ZM260 184H262V182H260ZM48 185V184H47ZM66 185H71V184H66ZM86 185V184H85ZM92 185V184H91ZM99 185V184H98ZM114 185V184H113ZM132 185V186H133ZM138 185V184H137ZM136 185V186H137ZM161 185V184H160ZM180 185H182V189H183V184H181L180 183ZM184 185H186V184H184ZM188 185V184H187ZM192 184H190V186H191ZM194 185V184H193ZM220 185V184H219ZM232 185V184H231ZM240 185H242L241 183L239 184V186ZM248 185V184H247ZM255 185V184H254ZM257 185V184H256ZM14 186V185H13ZM13 186H12V188H13ZM30 186V185H29ZM28 186V187H29ZM37 186V185H36ZM65 186V185H64ZM79 186V187H80ZM88 186V185H87ZM103 186V185H102ZM109 186V185H108ZM115 186V185H114ZM122 186V185H121ZM131 186V187H132ZM135 186V185H134ZM134 186L132 187V189H131V187H129L131 190H130V192L132 191V190H134L133 188H134ZM135 186V188L137 189V188H139L140 187V182H139V187L137 186L136 187ZM142 186V185H141ZM146 186V185H145ZM198 187L196 184L194 185V186H192V187ZM214 187L213 188H215L216 186L215 185H213ZM223 186V185H222ZM252 186V185H251ZM11 187V186H10ZM19 187V186H18ZM83 187V186H82ZM89 187V186H88ZM91 187V186H90ZM98 187V186H97ZM99 187H101V186H99ZM106 187V186H105ZM118 187V186H117ZM124 187L126 188H128V185L127 186H123V189H121L120 187H118V189H121V190H124ZM151 187H153L152 185H151ZM156 187H158V185H156ZM161 187V186H160ZM163 187H164V185H163ZM187 187V186H186ZM185 186H184V189L186 188ZM189 187V186H188ZM187 187V188H188ZM192 187H189L190 189V191L192 190L191 188ZM195 187V188H196ZM220 188V186H217V189L219 190V188ZM225 187H230V185L228 186V185H226V186H224L223 188H225ZM233 186H231V188H232ZM241 187V186H240ZM242 187H243V185H242ZM242 187H241V189H242ZM248 187H249V185H248ZM256 187V186H255ZM262 187H264V185H262ZM22 188H24V186L22 187ZM21 188V189H22ZM45 188V187H44ZM55 188V187H54ZM63 188V187H62ZM66 188V187H65ZM72 188H73V186H72ZM75 188H73V189H75ZM87 188V187H86ZM96 188V187H95ZM94 188V189H95ZM141 188H143V187H141ZM140 188V189H141ZM145 188H147V187H145ZM144 188V189H145ZM148 188L150 189V186H148ZM147 188V189H148ZM170 188V187H169ZM177 188V187H176ZM179 188H181V186H179ZM194 188V189H195ZM210 188H212V187H210ZM212 188V189H213ZM238 188V187H237ZM237 188H235L234 189V191H236L237 190ZM244 188V187H243ZM261 188V187H260ZM14 189V188H13ZM58 189H60V188H58ZM67 189V188H66ZM66 189H64V191L66 190ZM72 189V190H73ZM79 189V188H78ZM77 189V190H78ZM90 189V188H89ZM98 189V188H97ZM100 189V188H99ZM98 189V190H99ZM144 189H143V191H144ZM146 189V190H147ZM155 189V188H154ZM164 189H165V187H164ZM197 189V188H196ZM195 189V190H196ZM199 189V188H198ZM196 190V191H199V192H201V190L202 189H199V190ZM216 189V188H215ZM214 189V190H215ZM240 189V188H239ZM239 189H238V191H237V194L236 195H234L236 192H233L234 194H232V192H230V191H228V192H230V193H228L226 190H228L227 188H226V193L225 194H231V196L230 197H228V196H226L225 194V199L223 198L224 196L223 195H221V196H223L222 197V199H224V200H222L221 199V196L220 197H218L219 199H220V201L222 200L223 201V205L221 204L222 203V201H221V203L219 202V201H217V202H219L221 205H222V207H221V205L220 204H218V203H214L213 204V202L217 199L216 197L218 196H216L215 197V192L214 191H212L211 189H210V191H212L213 192V194H212V196H210L211 194H209L208 195V197L210 196L211 198H207L206 197V199L208 200V202H209V199H210V201H212L213 199H214V197L216 198L214 201H212L211 203L215 206L214 208H210V207H208V206H211L212 204L211 203H209V204H211V205H208L207 207H205V208H208V211H211V209H212V211L215 213V210H219V209H217L216 208V204H217V206L219 205V207L218 208H226V206H224V203H225V201H226V197L227 198H230L231 200H232V196H234V198L233 199H235V197L238 195V194H240V193H242V191L240 192L239 191ZM12 190V189H11ZM44 190V189H43ZM47 190V189H46ZM45 190V192H47ZM57 190V189H56ZM60 190H62V189H60ZM59 190V191H60ZM70 190V189H69ZM100 190H103V187H102V189H100ZM116 190V188L113 190V191H115ZM126 190V189H125ZM124 190V191H125ZM128 190V189H127ZM156 190V189H155ZM160 190V189H159ZM163 190V189H162ZM168 190V189H167ZM179 189H177L176 191H178ZM187 190V189H186ZM188 190V191H189ZM203 190H205V188L203 189ZM220 190H222L223 191V189L221 188ZM243 190V189H242ZM250 190V189H249ZM1 191V190H0ZM3 191L5 192V190L3 189ZM16 191V190H15ZM20 191V190H19ZM23 191H25V190H23ZM58 191V190H57ZM79 191V190H78ZM82 191V190H81ZM87 191H89V190H87ZM93 191V190H92ZM109 191V190H108ZM137 191H141V190H139V189H137ZM137 191H135L136 193H137ZM143 191H141V193L143 192ZM174 191V190H173ZM182 192H183V190H181ZM206 191V190H205ZM210 191H206L207 192V194L208 193H210ZM216 192H217V190H215ZM224 191V192H225ZM232 191H233V188H232ZM244 191L245 192H249V191H247L245 188H244ZM244 191H243V193H244ZM259 191V190H258ZM2 192V191H1ZM9 192H11V191H9ZM44 192V191H43ZM42 192V193H43ZM52 193H53V191H51ZM69 192V191H68ZM72 192V195L73 194H75V193H77V192H74V191H71ZM85 192V191H84ZM116 192H118L117 190H116ZM115 192V193H116ZM134 192V191H133ZM134 192V193H135ZM139 192H138V194H139ZM154 192V191H153ZM153 192H151V190H150V192H149V190H147V192H146V194H149L150 196H151V193H153ZM159 192V191H158ZM165 192V191H164ZM170 192V191H169ZM175 192V191H174ZM178 192H180V191H178ZM193 192H194V190H193ZM204 192V191H203ZM238 192H240V193H238ZM251 193H253L252 192V189H251V191H250ZM250 192H249V196H248V199L250 198ZM8 193V192H7ZM28 193V192H27ZM62 193H63V191H62ZM83 193V192H82ZM127 193V192H126ZM125 193V194H126ZM135 193V194H136ZM141 193L139 194V195H141ZM145 193V191L142 193V194H144ZM156 193V192H155ZM160 193V192H159ZM187 193V192H186ZM189 193V192H188ZM205 193V192H204ZM218 193H220V191L219 192H217V194ZM243 193H242V195H243ZM259 193V192H258ZM2 193H0V195H1ZM4 194V193H3ZM11 194H13L14 195V192L12 191V193ZM11 194L9 193V195H10V197H11ZM16 194V193H15ZM57 194V193H56ZM68 194V193H67ZM70 195H68V196H71V193H69ZM105 194H106V192H105ZM107 194H111V193H108L107 192ZM117 194H120L119 192L117 193ZM121 194H124V193H122V191H121ZM120 194V195H121ZM128 194V193H127ZM146 194H144L143 196H145ZM175 194V196H176V193H174ZM179 194H181V192L179 193ZM191 194V193H190ZM200 193H198V194H196L195 193V195L196 196H198ZM221 194V193H220ZM219 194V195H220ZM247 194H245V195H247ZM255 194V193H254ZM12 195V196H13ZM17 195V194H16ZM27 195V194H26ZM31 196H32V194H30ZM47 195V194H46ZM49 195V194H48ZM51 195H53V194H51ZM77 195V194H76ZM80 195V194H79ZM78 195V196H79ZM103 195V194H102ZM119 195V196H120ZM131 195V194H130ZM132 195H134L133 193H132ZM132 195L130 196V198H133L132 197ZM138 195V196H139ZM153 195V194H152ZM155 195H157V193L155 194ZM163 195V194H162ZM165 195V194H164ZM170 195H172L173 196V192H172V194H170ZM168 196V197H170L169 198V200H171V202H172V200H173V202H176V200L178 199H176L175 198V196H173L172 197V199H171V196ZM183 195V194H182ZM181 195V196H182ZM184 195H186V194H184ZM183 195V196H184ZM194 194H192V195H190L189 196V199L191 198V196H193ZM201 195H202V192H201V194H200V198H201ZM206 195V194H205ZM241 194L240 195H238L237 196V198H236V200H235V202L234 203H236V201H237V199H239L238 197H243ZM252 195V194H251ZM15 196V195H14ZM42 196V195H41ZM78 196H75L74 198H76V197H78ZM86 196V194L84 195V197ZM95 195H93V197H94ZM104 196V195H103ZM108 197V199H110L109 198V195H107ZM114 196H116V195H114ZM114 196H112V195H110V197H111V200H112V198H114ZM128 197H129V195H127ZM136 196V195H135ZM138 196H136L134 199H136V198H140L139 199V201H140V203L142 202L141 200H142V198L141 197H138ZM142 196V195H141ZM142 196V197H143ZM154 196V195H153ZM195 196V197H196ZM214 196V197H213ZM253 196V195H252ZM257 197H258V195H256ZM263 195L261 194V196H260V198L262 197ZM20 197H22V196H20ZM49 198H50V196H48ZM63 197V196H62ZM72 197V196H71ZM80 197V196H79ZM83 197V198H84ZM99 197V198H98ZM97 198L99 199V201H100V197H101V195L100 196H98ZM117 197V196H116ZM146 197V196H145ZM155 197V196H154ZM157 197V196H156ZM155 197V198H156ZM160 197V196H159ZM165 197V196H164ZM177 197H178V193H177ZM186 196H184L183 198H185ZM194 197V196H193ZM192 197V198H193ZM254 197V196H253ZM9 198V197H8ZM15 198H16V196H15ZM29 198V197H28ZM34 198V197H33ZM43 198V197H42ZM59 198H61V197H59ZM81 198H82V196H81ZM91 198H92V196H91ZM90 198V199H91ZM122 198H123V196L121 197V199H120V197L118 198V199H120V201H118L119 202V204L122 206L124 203H125V200H122ZM124 198H127L126 196L124 197ZM130 198H127V199H130ZM148 198V197H147ZM162 198H163V196H162ZM179 198H181L180 196H179ZM182 198V199H183ZM191 198V199H192ZM205 198V197H204ZM255 198V197H254ZM254 198H250V199H254ZM3 199V198H2ZM1 199V200H2ZM56 199V198H55ZM55 199H53V200H55ZM71 199V198H70ZM77 199H79V198H77ZM89 199V198H88ZM87 199V200H88ZM102 199H105V197L104 198H102ZM108 199H107V201L106 202H108ZM149 199V198H148ZM176 199V200H175ZM195 199V198H194ZM196 199H197V197H196ZM195 199V200H196ZM218 199V200H219ZM241 199V198H240ZM240 199H239V201H240ZM246 199H247V197H246ZM246 199H244L243 200V198H242V202H241V205H240V207H239V205L237 204V205H235L236 207L238 206L239 207V209L238 210H240V212H238V214H237V221H239L240 222V219H243L244 220V218L243 217H246L247 216V218H245V219H248V221H251L252 223H253V220H255V217H254V215L257 213V212H259V211H261V210H264V209H262L260 206H257V205H260V202H258V200H257V202H256V200L254 201V203L252 202L251 203V200L249 199V203H251V205H249V203H248V205H246L247 203H245L244 204V201L246 200ZM248 199L246 200L247 202H248ZM40 200V199H39ZM42 200H45V198L44 199H42ZM97 200V199H96ZM106 200V199H105ZM117 200V199H116ZM115 200V201H116ZM124 201L123 202V204H121L120 202H122V201ZM156 200H157V198H156ZM169 200H168V203L166 204V202L165 201H167V199L165 200V201H163V202H165V207L164 206H161V204H160V206H161V208L160 209H158V206H157V209H156V211H155V213L152 211V213L154 214V216H155V214H156V212L158 211H164V210H166V207L167 208H170V206H172V205H170L169 206ZM175 200V201H174ZM229 199H227V201H228ZM231 200L228 202L229 204H226V205H229V206H233L232 205V202H231ZM21 201V200H20ZM28 201V200H27ZM36 201V200H35ZM56 201V200H55ZM71 201V200H70ZM77 201V200H76ZM91 200H89V202H90ZM98 201V202H99ZM104 201V200H103ZM130 201V200H129ZM144 201H147L146 200V198L144 199ZM149 202L151 201V202H153L152 201V199H150V200H148ZM162 201V200H161ZM180 201H181V199H180ZM203 201H205V199L203 200ZM233 201V200H232ZM1 202V201H0ZM19 202V201H18ZM30 202V201H29ZM41 202V201H40ZM53 202V201H52ZM60 202V201H59ZM67 202V201H66ZM65 202V203H66ZM81 202H83V201H81ZM80 202V203H81ZM94 203H96L95 202V200L93 201ZM102 202V201H101ZM101 202H99V203H101ZM126 202H127V200H126ZM132 202L134 203V202H136V201H133V199H132ZM138 202V201H137ZM157 202V201H156ZM163 202H161V203H163ZM186 202V205H187V201H185ZM185 202H183V204H179L178 206L179 207H183V205H184V203ZM206 202V201H205ZM200 202V205H198L199 204V202H197L198 204H196L195 205V203L194 204H190V205H194V209H193V207H190V205H187V207H190V208H192V209H190V208H187V211L188 212H194L195 210H196V208H195V206H197L198 208H201V203L203 204V206H205V204L206 203H208V202ZM24 203H25V201H24ZM23 203V204H24ZM32 203H34V201L32 202ZM37 203H39L38 201H37ZM79 203V202H78ZM84 203V202H83ZM113 203H114V199H113ZM117 203V202H116ZM127 203H129V202H127ZM127 203H126V206L128 207V205H127ZM143 203V202H142ZM141 203V204H142ZM147 203V205H149L148 204V202H146ZM178 203V201L176 202V204ZM237 203H239V202H237ZM35 204V203H34ZM34 204H33V206H34ZM41 204V203H40ZM50 204V203H49ZM55 204V203H54ZM97 204V203H96ZM102 204H108L107 206H109V202L108 203H102ZM119 204L117 203V205H118V207H119ZM130 204V203H129ZM138 203H135V205H137ZM140 204V205H141ZM144 204H145V202H144ZM143 204V205H144ZM171 204V203H170ZM27 205V204H26ZM31 205V204H30ZM29 205V206H30ZM39 205V204H38ZM37 205V206H38ZM51 205H52V203H51ZM50 205V206H51ZM63 206H64V204H62ZM78 205H80V204H78ZM78 205L77 206H75V207H78ZM86 205H88V204H86ZM86 205H85V207H86ZM91 205V204H90ZM93 205H95V204H93L92 203V207H93V209H89V211H91V210H96V208L98 207V205L99 204H97V206L95 205V207L96 208H94V206ZM146 204H145V206L148 208L149 206H147ZM158 205V204H157ZM167 205V206H166ZM180 205H182V206H180ZM212 205V206H213ZM0 206H2V204L0 205ZM36 206V205H35ZM35 206L33 207L34 209H35ZM36 206V207H37ZM49 206V207H50ZM53 206V205H52ZM51 206V207H52ZM100 206V205H99ZM114 207H115V205H113ZM173 206H174V204H173ZM228 206V207H229ZM22 207V206H21ZM31 207H32V205H31ZM46 207L47 208H49L48 207V205H46ZM58 207V206H57ZM56 206H55V208H57ZM68 207V206H67ZM74 207V208H75ZM104 207V206H103ZM103 207H102V210H103ZM123 207V206H122ZM121 207V208H122ZM127 207H125L126 209H127ZM132 207H133V209L131 208V205H129V208L130 209H132L133 211H134V206L132 205ZM136 207V206H135ZM142 207V206H141ZM163 207L165 208L164 210H163ZM178 207V208H179ZM184 207H185V205H184ZM183 207V208H184ZM227 207V208H228ZM1 208H3V207H1ZM20 207H18V209H19ZM27 208V207H26ZM137 208V207H136ZM138 208H139V205H138ZM137 208V209H138ZM143 208V207H142ZM142 208H139V211L140 210H142ZM153 208V207H152ZM181 208H179L178 210L180 211L181 210ZM198 208H197V212L199 213V212H201L200 210L198 211ZM202 208H204V207H202ZM216 208V209H215ZM221 209V211L222 212H220V215L219 216H222L223 215V211L225 212V210H227V209ZM233 208V210H234V212H235V208L234 207H232ZM231 208V209H232ZM4 209V208H3ZM2 209V210H3ZM6 209H7V211L9 210L8 208H7V206H6ZM25 209V208H24ZM23 208L22 209H19V212L21 211V210H24ZM28 209H29V207H28ZM43 209H45V208H43ZM42 209V210H43ZM69 209V208H68ZM71 209V208H70ZM73 209V208H72ZM99 209V208H98ZM97 209V210H98ZM109 209H112V208H109ZM120 209V208H119ZM137 209H135V212H133V211H131V213L129 212V210L128 211H126V212H129V215H134L135 213H137L136 215H138L139 214V212H136V210ZM177 209V208H176ZM175 209V210H176ZM192 210V211H189V210ZM210 209V210H209ZM1 210V213L3 214V211ZM26 211L24 212V214H26V216H27V212H28V210L27 209H25ZM33 210V209H32ZM31 210V211H32ZM48 210V209H47ZM78 210V209H77ZM77 210H76V212H77ZM82 210H83V208H82ZM81 210V211H82ZM88 210V209H87ZM101 210V206H100V211H99V213L102 211ZM105 210V209H104ZM112 210H114V211H116L115 209H112ZM143 210H144V208H143ZM142 210V211H143ZM146 210V209H145ZM178 210H177V215H178ZM182 210H184V209H182ZM194 210V211H193ZM204 210V209H203ZM205 210H207V209H205ZM6 211V213H5V215L7 214V213H10V212H7ZM11 211V210H10ZM15 210H13V211H11V213L10 214H13L12 212H14ZM39 211V210H38ZM41 211V210H40ZM54 210H52V212H53ZM80 211V212H81ZM106 211V210H105ZM104 211V212H105ZM138 211V210H137ZM185 212H187L186 210H184ZM210 212V214L208 213V212H204V218H202V215H203V212H201L200 214H198L197 215V213H196V215H195V217H200L201 216V218L203 219V220H205V222H207L206 223V225H205V222L203 221V224L206 226V227H208L207 225H208V222L209 223H212V221L210 220H206V218L207 219H210L212 216H211V213H213V212ZM227 211H231L230 210V207H229V210H227ZM225 212L226 214L228 213V212ZM4 212H5V209H4ZM18 214L17 215H19V212H18V210L16 211ZM22 212V211H21ZM33 212V211H32ZM41 212H43V211H41ZM45 212V211H44ZM49 212H50V210H49ZM52 212H51V214H52ZM75 212V213H76ZM92 213H94L93 211H91ZM90 212V213H91ZM107 212H108V210H107ZM119 213H121V211L119 210L118 211ZM158 212H157V214H158ZM171 212V211H170ZM172 212H175L176 213V211H174V210H172ZM196 212V211H195ZM233 212V211H232ZM237 212V211H236ZM263 212V211H262ZM30 212H28V214H29ZM34 213V212H33ZM37 213H39V212H37ZM60 213V212H59ZM70 213V212H69ZM98 212L96 213L97 215L99 214ZM110 213H112V212H110ZM114 213V212H113ZM112 213V214H113ZM117 211L114 213V216L117 218V216L119 215V213H117ZM123 213V212H122ZM175 213H173V216L175 215ZM214 213H213V215H214ZM218 213V212H217ZM217 213L215 214V215H217ZM222 213V214H221ZM231 213V212H230ZM240 213V214H239ZM9 214V215H10ZM23 214V213H22ZM41 214V213H40ZM50 213H48V215H49ZM54 215L56 214V213H53ZM52 214V215H53ZM87 214V213H86ZM104 214H106V213H104ZM109 214V213H108ZM107 214V215H108ZM117 216H116V215ZM124 214V213H123ZM128 214V213H127ZM153 214H149L150 215V217H152L151 215H153ZM160 214V213H159ZM161 214H162V212H161ZM168 214H170L169 216H172V213H168ZM179 214H183V213H179ZM187 213H184V215H186ZM191 213H189L188 215H189V217H188V215H187V218L190 220V221H187L188 222V224L191 222V219L190 218H193V216L192 215H190ZM194 214V213H193ZM207 214H209L208 216H207ZM16 215V216H17ZM21 215V214H20ZM32 215V214H31ZM48 215H46V216H48ZM52 215H50V217H52ZM53 215V216H54ZM67 215V214H66ZM72 215V214H71ZM74 215V214H73ZM72 215V216H73ZM77 215H78V212H77ZM100 215V214H99ZM99 215H98V218H99ZM110 215V214H109ZM127 216L128 217V219H129V221L131 220V218H133L134 216H136V215H134V216ZM141 215H144V213H142V214H140L139 216L141 217ZM175 215L174 217H175V219L177 218V217H179V216H181V215ZM205 215L207 216V217H205ZM230 215V214H229ZM239 215H241V217L242 218H240L239 217ZM245 215V216H244ZM7 216H8V214H7ZM11 216V215H10ZM13 216V215H12ZM22 217H23V215H21ZM57 216H58V214H57ZM70 216V215H69ZM68 216V217H69ZM86 216H88V214L86 215ZM86 216H85V214H84V216L83 217H85V219H86ZM92 216V214H89V216L87 217L88 218V220H89V217H91ZM113 216V215H112ZM111 216V217H112ZM123 216V215H122ZM121 216V217H122ZM157 216V215H156ZM164 216V215H163ZM167 212H166V214H165V216L163 217L164 218V220H162L166 225H164V223H163V225L164 226H166V229L165 230H167V229H169V228H167V227H173V223L171 222L170 224H172V226L171 225H167V224H169V223H166L165 221H166V219H167ZM191 216V217H190ZM211 216V217H210ZM218 216V217H219ZM234 216V214H232V216H229L230 218H232ZM257 216H258V214H257ZM261 216H263L262 214H261ZM2 218V220H4V219H6L5 218V216H4V218H3V216H1ZM35 217H37V216H35ZM61 217H64V216H61ZM67 217V218H68ZM82 216H80V218H81ZM93 217H94V215H93ZM127 217H126V219H127ZM137 218H138V216H136ZM135 217V218H136ZM143 217V216H142ZM150 217H148V218H150ZM166 217V218H165ZM174 217H172V219L171 220H175V219H173ZM184 217H186V216H184ZM183 217V220H187V218L185 219ZM195 217H194V219H195ZM197 217V218H198ZM210 217V218H209ZM214 217V216H213ZM211 218V219H214V218ZM218 217L216 216L215 217V220L213 221V222H215L217 219H218ZM229 217H227L226 218V220H227V222H228V220H229ZM249 217V218H248ZM259 217V216H258ZM20 218V217H19ZM26 218V217H25ZM24 218V219H25ZM27 218H28V216H27ZM26 218V219H27ZM33 218V217H32ZM47 218V217H46ZM58 218H60V215H59V217ZM66 218V219H67ZM72 218V217H71ZM119 218H120V216H119ZM125 218V217H124ZM160 218H162V216L161 217H159V219ZM182 218V217H181ZM180 218V219H181ZM197 218H196V220H197ZM199 219V220H202V219ZM235 218V217H234ZM239 218V219H238ZM264 218V217H263ZM262 218V219H263ZM35 219V218H34ZM34 219H32V220H34ZM37 219V218H36ZM50 219V218H49ZM49 219H48V222H49ZM52 219H54V218H52ZM73 219H75V218H73ZM92 220L94 219V218H91ZM127 219V220H128ZM142 219V218H141ZM140 219V220H141ZM170 219V218H169ZM178 219V218H177ZM176 219V220H177ZM178 220L179 222H180V224H181V221H182V219L181 220ZM221 219V218H220ZM220 219H218L217 220V224L221 221V223L223 222L224 223V220H225V218L223 217L221 220ZM233 219V218H232ZM236 219V218H235ZM234 219V220H235ZM260 219H261V217H260ZM8 220H10L9 218H8ZM15 220H16V218H15ZM38 220V219H37ZM42 220V219H41ZM46 220V219H45ZM60 220V219H59ZM64 220V219H63ZM82 220V219H81ZM81 220H78L77 219V221H79V222H81ZM116 220V219H115ZM118 220V219H117ZM121 220V222H119V224L116 222V224L118 225V226H120L123 222H125V221H127V220H125V221H123L122 222V219H120ZM119 220V221H120ZM133 220V219H132ZM137 220V219H136ZM140 220H139V222H140ZM153 220V219H152ZM152 220H150V221H152ZM157 220H158V218H157ZM160 220V221H161ZM168 220V219H167ZM170 220V221H171ZM175 220V221H176ZM196 220H194V221H192L193 222V224H195V221ZM199 220H197V221H199ZM234 220L232 221L231 220V222H232V225L234 224V226H235V223L237 222L236 220H235V223H233L234 222ZM243 220H242V222H243ZM11 221V220H10ZM16 221H18V220H16ZM24 221V220H23ZM36 221V220H35ZM72 221V220H71ZM74 221V220H73ZM77 221H75L76 223H78L79 224V222H77ZM83 221H84V218H83ZM87 221V220H86ZM91 220H89L88 222H86V223H88V224H90V223H92V222H94V221H92V222H90ZM103 221H105L104 219H103ZM149 221V222H150ZM153 221H154V223H153ZM152 221V226H151V231H152V228H153V230H158V229H160V228H158L161 224H159L158 225V229H155L156 228V226L154 225L155 224V222H156V225H157V223H160V222H157L156 221V219L155 220H153ZM159 221V220H158ZM169 220L167 221V222H170ZM184 221V222H185ZM196 221V222H197ZM248 221H246V222H248ZM259 221V220H258ZM262 221V220H261ZM260 221V222H261ZM0 222H1V220H0ZM4 222V221H3ZM3 222H1V223H3ZM20 222H22V220L20 221ZM39 222V221H38ZM37 222V223H38ZM46 222H47V220H46ZM45 222V223H46ZM66 222H67V220H66ZM90 222V223H89ZM95 222H97L96 220H95ZM113 222H114V220H113ZM133 222H135V221H133ZM148 222V223H149ZM226 221H225V223H227ZM230 222V223H231ZM242 222H241V224H242ZM251 222L249 223L250 225H251ZM256 222V221H255ZM264 222V221H263ZM262 222V223H263ZM1 223H0V225H1ZM11 223V222H10ZM15 222H13V224H14ZM31 223V222H30ZM41 223V222H40ZM42 223H44L43 221H42ZM41 223V224H42ZM58 223V222H57ZM98 223V222H97ZM96 223V224H97ZM115 223V222H114ZM114 223H111V224H114ZM131 223V222H130ZM136 223V222H135ZM147 223V224H148ZM162 223V222H161ZM200 223H202V221H200L199 222V224ZM222 223V225H224ZM16 225L18 224L19 225V223H15ZM51 224V223H50ZM59 225H60V223H58ZM62 225H63V223H61ZM95 224V225H96ZM99 224V223H98ZM116 224L114 225V227L116 228ZM125 224V223H124ZM128 224V223H127ZM138 224V223H137ZM145 225V227H143V228H147L146 226H148V225ZM150 224H151V222H150ZM176 224H177V221H176ZM176 224H174V225H176ZM179 224V223H178ZM177 224V225H178ZM179 224V225H180ZM184 224V227H185V225H187V223L185 224V223H183L182 222V225ZM190 224H192V223H190ZM202 224V225H203ZM214 224V223H213ZM237 225H238V222L236 223ZM255 224V223H254ZM17 225V226H18ZM29 225V224H28ZM44 225V224H43ZM42 225V226H43ZM52 225V224H51ZM54 225V227L57 229V225L55 226V224H53ZM65 225V224H64ZM68 225V224H67ZM77 225V224H76ZM80 225V224H79ZM83 226L84 225H86V227H85V229L87 228V224H82ZM94 224H93V227L95 226ZM103 225H105V223L103 224ZM102 225V226H103ZM106 225H107V223H106ZM106 225L103 227V229L106 227ZM131 225V224H130ZM133 225V224H132ZM134 225H136V224H134ZM133 225V226H134ZM141 225H143V224H141ZM140 224H139V226H141ZM163 225H162V227H163ZM176 225V226H177ZM178 225V226H179ZM182 225H180L179 226V228L182 226ZM215 225H216V223H215ZM213 226L214 228L216 227V226ZM222 225H217L218 226V228L216 227L215 229H219ZM239 225H240V223H239ZM256 225H257V223H256ZM264 225V224H263ZM262 224H261V227L263 226ZM2 226V225H1ZM1 226H0V229H1ZM33 226H34V223H33ZM33 226H31V228L33 227ZM91 226V225H90ZM99 226H101V224L99 225ZM110 226V225H109ZM109 226H107V227H109ZM124 225H122V227H123ZM127 226V225H126ZM126 226H125V228H126ZM132 226V227H133ZM176 226H174L175 228H176ZM190 225H188V227H189ZM197 226V225H196ZM198 226H200L201 227V224L200 225H198ZM197 226V227H198ZM204 226V228H206ZM212 226V225H211ZM225 226H228V225H225ZM230 226V225H229ZM244 226V225H243ZM249 226V225H248ZM255 226V225H254ZM254 226H249L248 228H246V229H244V228H235V229H232V227H231V229L229 228V229H227V230H223L224 231V233H223V235L221 236V239H222V241H223V243L221 242V244H219L218 242H216V240H214V242L212 241V244L213 243H215L216 245L214 246L215 247V249L213 248V247H211V248H213V250H214V252H212V253H209V254H207L206 256L208 257L207 259H205L204 261H203V258H202V261L203 262H201L200 264H264V228L262 227H258L257 228V226L256 227H254ZM19 227V226H18ZM21 227V226H20ZM49 228H51V226H48ZM59 227V226H58ZM66 228L68 227V226H65ZM64 227V228H65ZM74 227H75V224H74ZM73 227V228H74ZM97 227H98V225H97ZM95 228V229H98V228ZM106 227V228H107ZM155 227V228H154ZM161 227V228H162ZM188 227H186L187 229H188ZM193 226H191V228H192ZM203 227V226H202ZM240 227V226H239ZM11 228H12V226H11ZM14 228H15V226H14ZM33 228H35V226L33 227ZM38 228H40V226H38L37 227V229ZM42 228V227H41ZM40 228V229H41ZM45 228V227H44ZM48 228V229H49ZM53 228V227H52ZM64 228H62V229H64ZM76 228V227H75ZM77 228H82L81 226H79V227H77ZM110 229H111V231H113V229H112V227H109ZM131 228V227H130ZM129 228V229H130ZM134 228V227H133ZM140 228V227H139ZM138 228V229H139ZM148 228H150L149 226H148ZM165 227H163L162 229H164ZM178 228V227H177ZM190 228V227H189ZM190 228V229H191ZM204 228H196L195 226L193 227V230L194 231H196V229H198V232L201 230V231H203L202 229H204ZM209 228V227H208ZM224 229H226L227 227H223ZM7 229V228H6ZM21 229V228H20ZM19 229V230H20ZM25 229H26V227H25ZM27 229H29V228H27ZM26 229V231H29V233H30V230H27ZM60 229V228H59ZM84 228L83 229H81V233H82V230H84V232H86L87 233V231L85 230ZM88 229V228H87ZM90 229V228H89ZM92 227H91V230L90 231H92ZM108 229V228H107ZM107 229H106V234L108 233V231H107ZM119 229V228H118ZM144 229V230H145ZM161 229V230H162ZM184 229V228H183ZM190 229H188V230H190ZM200 229V230H199ZM2 230V229H1ZM4 230H5V227H4ZM22 230V229H21ZM20 230V231H21ZM33 230V229H32ZM35 230H36V228H35ZM68 230V229H67ZM102 230V229H101ZM105 230V229H104ZM104 230H102L103 232H104ZM128 230V229H127ZM126 230V231H127ZM131 230H132V228H131ZM165 230L164 231H161V232H165ZM182 230V229H181ZM181 230H179L178 232H177V230H176V234H179V232L181 231ZM188 230H187V232H188ZM192 230V229H191ZM190 230V231H191ZM192 230V231H193ZM208 230H210V229H208ZM221 230V229H220ZM8 231H9V229H8ZM23 232H25V230H22ZM41 231V230H40ZM39 231V233H37V231H36V233L38 234L37 235V237H36V235L35 236H32V233H31V235L29 234L28 236H29V238H30V236H32V240H37V238H39L38 239V241L40 242V241H43V239L42 240H40V235L39 234H42L43 233V235H44V233H45V231L44 232H40ZM50 231V230H49ZM73 231H74V229H73ZM77 231V230H76ZM98 231V230H97ZM96 231V232H97ZM119 232V230H117L116 229V232ZM125 231V230H124ZM129 231V230H128ZM128 231H127V233H128ZM150 231V230H149ZM175 231V230H174ZM183 231V230H182ZM192 231L190 232V233H192ZM193 231V232H194ZM200 231V232H201ZM205 232H207V228L204 230ZM212 231V230H211ZM2 232H4V231H2ZM19 232V231H18ZM17 232V233H18ZM32 232V231H31ZM65 232H66V230H65ZM67 232H69V231H67ZM71 232V231H70ZM103 232H102V236H105L106 234H103ZM114 232V231H113ZM112 232V233H113ZM121 232V231H120ZM130 232V231H129ZM141 232H142V230H141ZM153 232L154 231H152V234H153ZM158 232H159V230H158ZM168 232H170V230L168 231L167 230V233ZM185 231H183V233H184ZM209 232V231H208ZM214 232H216L215 230H214ZM222 232V231H221ZM220 232V233H221ZM6 233H8V232H6ZM25 233H27V232H25ZM79 233V232H78ZM80 233V234H81ZM92 233V232H91ZM93 233H95V231L93 232ZM98 233H100L101 234V232H99L98 231ZM126 233V232H125ZM143 233H145L144 231L142 232V233H139L140 234V236L141 237H143ZM155 233H157V231L155 232ZM181 234H179L180 236L183 234L182 232H180ZM195 233V232H194ZM203 233V232H202ZM201 233V234H202ZM74 234H75V232H74ZM73 234V235H74ZM83 234V233H82ZM89 234V233H88ZM117 234H120V233H117ZM138 234V235H139ZM149 234V233H148ZM147 233H146V235L144 234V239H145V236H147L148 235ZM159 234V236L157 237V235ZM165 234V233H164ZM171 234H173V231H172V233ZM186 234V233H185ZM201 234H200V236H201ZM203 234H205V233H203ZM210 234V233H209ZM212 234V233H211ZM213 234H215V233H213ZM213 234L211 235V237L213 236ZM216 234L218 235V231L216 232ZM34 235V234H33ZM42 235V236H43ZM70 235V234H69ZM95 237L94 238H96V234H93ZM125 235V234H124ZM138 235H135V236H133V237H136V236H138ZM157 235L155 234H153V235H148V236H150L151 238H152V236L153 237H155L156 236V238L158 239H160L161 238V236L163 237V234L162 233H157ZM170 235V234H169ZM169 235L167 236V234H165V236L166 237H169ZM175 235V232H174V234L172 235V236H174ZM193 235V234H192ZM192 235L190 234L189 236L190 237H192ZM197 235H199V234H197V232L193 235L194 237H196ZM19 236V235H18ZM39 236V237H38ZM48 236H50V235H48ZM53 236V235H52ZM91 236H92V234H91ZM90 236V238H92ZM109 236V235H108ZM110 236H111V234H110ZM140 236H138V237H140ZM165 236H164V238H165ZM169 237V238H173L174 240H175V244H171L170 246H172L171 247V249H169L168 247V250L167 249H165V250H167V251H170V253L169 252H167L168 254H169V257H170V254H171V252L173 251V246L175 247V245H178V243H180V244H184L183 246H184V248L183 247H181L182 245H178V247H181V248H183V249H185V250H189V248L191 249V247H192V249L193 248H195V247H198L201 243H204L205 242V240L203 239V236H198V237H200V241L197 239V237H196V240H198V241H195L194 239V242H193V245L190 247L189 245H188V247H186L185 248V244H188L189 242V240L192 242L193 240L190 238V237H187L189 240L187 241V238L186 237H183V239L184 238H186V239H184L187 243H183V242H185V241H181V239H180V236H178L177 235V238L178 239H180V241L181 242H178L179 240L177 239H175L174 237ZM182 236H184V235H182ZM188 236V235H187ZM216 236V235H215ZM17 237V236H16ZM34 237H36L35 239H33ZM80 237V236H79ZM79 237H77L76 236V239L78 238V241H79ZM99 238H100V236H98ZM97 237V238H98ZM114 237V236H113ZM125 237V236H124ZM132 237V238H133ZM137 237V238H138ZM4 238V237H3ZM51 238V237H50ZM54 238V237H53ZM73 238V237H72ZM82 238V241H83V237H81ZM93 238V239H94ZM108 238V237H107ZM106 238V239H107ZM112 238V237H111ZM116 238V237H115ZM155 238V239H156ZM164 238H162V240H165ZM169 238H167V239H169ZM182 238V237H181ZM202 238V239H201ZM205 238H208V235H207V237H206V234H205ZM209 238H210V236H209ZM213 238V237H212ZM218 238H219V236H218ZM217 238V239H218ZM7 239H9V238H7ZM44 239H46V238H44ZM56 239V238H55ZM71 239V238H70ZM140 239V238H139ZM143 239V241H145ZM155 239H153V241L155 240ZM157 239H156V241H154V243L156 242L157 243ZM158 239V240H159ZM167 239L165 240V241H167ZM182 239V240H183ZM211 239V238H210ZM220 239V238H219ZM2 240V239H1ZM5 240V239H4ZM3 240V241H4ZM10 240V239H9ZM17 240V239H16ZM19 240V239H18ZM17 240V241H18ZM21 240V239H20ZM81 240V239H80ZM85 240V239H84ZM96 241L98 240V239H95ZM105 240V239H104ZM104 240L102 241V242H104ZM109 240V239H108ZM108 240H105V241H108ZM132 240V239H131ZM130 239H129V243L131 242V244L129 245V243H127L128 244V246H127V244H122V245H120V246H124L122 249L125 251L126 250V247L127 248H129V249H131L132 250V248H130V246L135 242V240L137 241V242H141V240H142V238H141V240L139 241L138 239H134L133 241L134 242H132ZM171 240V241H170ZM169 241H170V243L171 242H173V240L172 239H170ZM202 240H204L203 242H201ZM213 240V239H212ZM244 240H247L248 242H246V243H243V241ZM16 241V242H17ZM29 241V240H28ZM48 241V240H47ZM50 241V240H49ZM51 241H52V238H51ZM54 241V240H53ZM75 241V240H74ZM77 241V240H76ZM75 241V242H76ZM78 241H77V243L76 244H78ZM88 241H89V239H88ZM88 241H87V239H86V242H85V245L88 243ZM94 240H92L91 241V239H90V241L89 242H93ZM111 241V240H110ZM115 241V240H114ZM113 241V242H114ZM152 241V242H153ZM168 241V242H169ZM207 241V240H206ZM9 242V241H8ZM31 241H29L28 243H30ZM44 242V241H43ZM100 242V241H99ZM112 242V243H113ZM146 242V241H145ZM144 242V243H145ZM151 241H150V243H152ZM176 242H178L177 244H176ZM198 242H200L197 246H195V244H197ZM207 242H209V241H207ZM1 243H5V242H0V244ZM13 243H15L14 241H13ZM23 243H24V241H23ZM27 243V242H26ZM36 243L38 244V242L36 241ZM45 243V242H44ZM57 243V242H56ZM68 243V242H67ZM70 243V242H69ZM84 242H82V244H83ZM90 243V244H91ZM105 243V242H104ZM111 243V242H110ZM159 243H162L161 242V239H160V242ZM159 243H157V244H159ZM165 243H167V242H165ZM195 243V244H194ZM217 243H218V245H217ZM37 244H36V246H37ZM41 244V243H40ZM51 244V243H50ZM75 244V243H74ZM140 244V245H139ZM135 243L134 244V246L136 245L137 247H141V249L143 250L144 248H142V247H144V245L142 244V242L141 243ZM143 246H142V245ZM147 245V247L149 246V247H151L152 245L151 244H149V243H146ZM149 244V245H148ZM156 244V245H157ZM162 244H164V242L162 243ZM168 245H169V243H167ZM208 244V243H207ZM210 244H211V241H210ZM209 244V245H210ZM9 245H12V243L11 244H9ZM8 245V246H9ZM41 245H43V244H41ZM57 245H59L58 243H57ZM56 245V246H57ZM80 245V244H79ZM84 245V244H83ZM99 245H101V243L99 244ZM108 245H109V242H108ZM119 245L117 246V248L119 247ZM126 245V246H125ZM139 245V246H138ZM153 245H155V244H153ZM155 245V246H156ZM165 245V244H164ZM204 245H206L205 243H204ZM204 245H202L201 247H203ZM0 246H2V244L0 245ZM30 246H32V245H30ZM47 246V245H46ZM55 246V247H56ZM69 246V245H68ZM75 246V245H74ZM90 246H92V245H90ZM105 246V245H104ZM134 246L132 245L131 247H133L134 248ZM154 246V247H155ZM167 245H165V247H166ZM187 246V245H186ZM193 246H195V247H193ZM12 247V246H11ZM10 247V249H12V250H14L13 248H11ZM27 247V246H26ZM33 247V246H32ZM32 247L30 248V249H32ZM35 247V246H34ZM40 247V246H39ZM44 247V251H45V246H42L41 248H39L40 250H39V252H41ZM76 247H78V246H76ZM100 247V246H99ZM99 247H97L98 249H99ZM108 247V246H107ZM110 247V246H109ZM137 247H135V248H137ZM153 247V246H152ZM160 247H162L161 245H160ZM159 247V248H160ZM178 247H177V249H178ZM7 248V247H6ZM28 248V247H27ZM47 248H49V247H47ZM62 249H64L63 247H61ZM91 248V247H90ZM97 248H95V249H97ZM117 248H115L114 249V251L115 250H117ZM121 248V247H120ZM125 248V249H124ZM159 248H158V250H159ZM176 248V247H175ZM174 248V249H175ZM180 248V249H181ZM200 247H198L197 249L198 250H200V249H202V248H200ZM2 249V248H1ZM1 249H0V253H2V251H4L3 249H2V251H1ZM9 249V250H10ZM22 249V248H21ZM29 249V248H28ZM34 249V248H33ZM38 249V248H37ZM42 249V250H41ZM53 249V248H52ZM70 249V248H69ZM72 249V248H71ZM82 249V248H81ZM80 249V250H81ZM84 249V248H83ZM86 249V248H85ZM101 249V248H100ZM119 249V248H118ZM148 249V248H147ZM152 249V248H151ZM160 249H162L163 250V248H160ZM183 249H181V252H182V250ZM196 248H195V250H197ZM204 249H205V247L202 249V252L204 251ZM12 250H10V251H12ZM17 250H20V248H18ZM88 250H90V249H88ZM112 250V249H111ZM110 250V252H113L114 253V256L117 254H115V252L112 250L111 251ZM138 250H140V248L138 249ZM138 250H135V251H138ZM145 250V251H144ZM143 251V253H146L147 251H146V248L144 249ZM165 250H164V256L167 254H165ZM179 250V249H178ZM184 250V251H185ZM208 250V249H207ZM206 250V251H207ZM212 250V251H213ZM22 250H20V252H21ZM49 251H50V249H49ZM49 251L47 250L46 251V253L48 252L49 253ZM56 251V250H55ZM54 251V252H55ZM68 251V250H67ZM75 251V250H74ZM94 251V250H93ZM96 251V250H95ZM117 251H120V249L119 250H117ZM116 251V252H117ZM124 251H122V254L120 253L119 255H121V257H122V255L124 254ZM135 251L133 250V253H128L127 254V251L125 252V254H127V255H131V258L133 257V258H135L134 256H135ZM175 251H176V249H175ZM182 252L183 254L184 253H187L188 255H189V253L191 254V252L193 253L192 255H195L196 253H197V251H190L189 250V253H188V251H185V252ZM201 251V250H200ZM199 251V252H200ZM209 251V250H208ZM8 253H9V251H7ZM18 252V251H17ZM24 252L25 251H23V252H21L23 255H24ZM30 251H28V253H29ZM60 253L61 252H65V249H64V251H59ZM89 252H91V251H89ZM109 252V256H110V253ZM153 252V249H152V251H151V253ZM163 253V251H160V253H158V255L156 254V256H159V254H162ZM174 252V251H173ZM172 252V256H174L173 254H175V253H173ZM11 253V252H10ZM58 253V252H57ZM76 253V252H75ZM80 253V252H79ZM82 253V252H81ZM84 253V252H83ZM87 253V252H86ZM86 253H84V255L86 254ZM104 253H106V255H108L107 253L108 252H104ZM139 253H141L140 251H138L136 254H139ZM148 254V253H146V255L148 254V256H146L145 254V256H146V258L148 257L149 258V261L150 260H152L151 258H153V257H151L150 258V256L149 255H154V257H155V254L154 253H157V251H156V249H155V252L154 253H152V254ZM204 254H205V252H203ZM16 254V253H15ZM20 254V253H19ZM52 254H53V252H52ZM56 254V253H55ZM62 254V253H61ZM78 254V253H77ZM88 254V253H87ZM101 254V253H100ZM99 253H98V257L97 258H99V255H100ZM134 254V255H133ZM167 254V255H168ZM180 254V255H179ZM179 254H175L176 255V259H174L175 257H173V259H172V256L169 258L171 261H173V260H175V264L177 263L176 262V260H177V257H179V256H181V253H179ZM200 254V253H199ZM198 253L196 254V255H199ZM9 255V254H8ZM35 255V254H34ZM46 255V254H45ZM56 255H59V254H56ZM70 255V254H69ZM73 255V254H72ZM83 255V256H84ZM92 255H94L93 253H92ZM102 255H104V254H102ZM106 255H104V256H106ZM133 255V256H132ZM160 256V257H163L164 258V256ZM178 255V256H177ZM185 255V254H184ZM184 255L182 256V257H184ZM196 255L193 257V256H191V255H189V256H191L190 258H192V259H189L188 257V263H186L187 261V259H183L184 260V262L186 263V264H191L190 263V261H192L193 260V264H195V262H197L198 260H196L195 262H194V259H196L197 257H196ZM203 255V254H202ZM31 256H33L32 255V253H31ZM41 256V255H40ZM47 257H48V255H46ZM45 256V257H46ZM50 256V255H49ZM53 256V258H54V255H52ZM63 256V255H62ZM65 256V255H64ZM74 256H76V255H74ZM80 256H82V255H80ZM83 256H82V258H83ZM109 256H108V258H109ZM117 256V257H116ZM115 257H116V259L119 257L118 256V254L116 255ZM125 256L126 255H123V257H124V259H126V258H129V256H127L126 258H125ZM137 256V255H136ZM139 256V258L137 257V260L139 261V260H141V259H145V258H143V257H145V256H143V255H138ZM143 256V257H142ZM200 256V255H199ZM198 256V257H199ZM27 257H29V256H27ZM26 257V258H27ZM43 257V256H42ZM87 257V256H86ZM91 257V256H90ZM90 257H89V261H91L90 260ZM107 257V256H106ZM123 257L121 258V260L123 259ZM160 257L159 258H157V259H159L160 260ZM166 257V256H165ZM203 257H204V255H203ZM4 258H5V256H4ZM19 258H21V257H19ZM25 258V257H24ZM36 258V257H35ZM40 258V257H39ZM57 258H58V256H57ZM56 258V259H57ZM61 258V257H60ZM74 258V257H73ZM92 258V257H91ZM114 258V257H113ZM141 258V259H140ZM162 258V259H163ZM166 258H168V257H166ZM165 258V259H166ZM179 258H181V257H179ZM178 258V259H179ZM9 259H11V258H9ZM37 259V258H36ZM44 259V258H43ZM48 259V258H47ZM63 259V258H62ZM66 259V258H65ZM65 259H63V260H65ZM88 259V258H87ZM93 259V261H94V259L95 258H92ZM100 259H102V257H101V255H100ZM99 259V260H100ZM107 259V258H106ZM105 259V260H106ZM115 259V258H114ZM130 259V258H129ZM182 259V258H181ZM198 259V258H197ZM13 259H11V261H12ZM32 260H33V258H32ZM46 260V259H45ZM52 260V259H51ZM63 260H62V262H63ZM76 260V259H75ZM80 260H82L81 258H80ZM85 260H86V258H85ZM84 260V261H85ZM95 260H97V259H95ZM98 260V261H99ZM111 260V259H110ZM110 260H108L109 262H110ZM159 260L157 261V263L159 262ZM180 260V259H179ZM14 261V260H13ZM18 261V260H17ZM40 261V260H39ZM38 261V262H39ZM44 261V260H43ZM87 261V260H86ZM102 261H103V259H102ZM119 261H120V257H119ZM122 261H124V260H122ZM121 261V262H122ZM145 262H146V264H150V262H148V261H146V260H144ZM155 260L153 259L152 260V262L151 263H153ZM156 261H155V264H156ZM170 261V263H172ZM2 262V261H1ZM9 262H10V260H9ZM21 262H22V260H21ZM32 263H33V261H31ZM37 262V263H38ZM51 262V261H50ZM67 262H68V259H67ZM73 262V261H72ZM82 262V261H81ZM92 262V261H91ZM101 262V261H100ZM109 262H107V263H109ZM113 262V261H112ZM125 262H127V261H125ZM137 262V261H136ZM136 262L134 263V264H136ZM141 262V263H140ZM181 262V261H180ZM200 262V261H199ZM199 262H197L198 264H199ZM5 263V262H4ZM46 263H48V262H46ZM52 263H55L54 261L52 262ZM58 263H59V261H58ZM75 263V262H74ZM80 262H78V264H79ZM87 263V262H86ZM86 263H84V264H86ZM93 263V262H92ZM99 263V262H98ZM106 264L104 261L102 262V264ZM114 263V262H113ZM123 263V262H122ZM128 263V262H127ZM130 263V262H129ZM139 263L140 264H142L143 263V261H139ZM182 263V262H181ZM185 263H183V264H185ZM196 263V264H197ZM7 264V263H6ZM9 264V263H8ZM15 264V263H14ZM18 264H20V263H18ZM24 264H25V260H24ZM27 264H28V262H27ZM43 264V263H42ZM60 264V263H59ZM63 264H64V262H63ZM68 264V263H67ZM69 264H71V262H69ZM76 264V263H75ZM90 264V263H89ZM101 264V263H100ZM112 264V263H111ZM115 264V263H114ZM116 264H117V262H116ZM126 264V263H125ZM133 264V263H132ZM145 264V263H144ZM158 264H161V263H158ZM165 264V263H164ZM169 264V263H168ZM178 264V263H177ZM180 264V263H179Z\"/></svg>",
	"mask_w": 264,
	"mask_h": 264
},
{
	"label": "rangeland",
	"instance_id": "374dc122",
	"mask_svg": "<svg viewBox=\"0 0 264 264\" xmlns=\"http://www.w3.org/2000/svg\"><path fill=\"white\" fill-rule=\"evenodd\" d=\"M235 2H236V4H237V0H233V2H232V4L234 3L235 4ZM235 4V5H236ZM235 5H232V6H234L235 7ZM221 11H223V12H225V13H229V14H231V12H230V10L228 9H224V10H221ZM263 11H264V7H263V10H261V14H258V16H262V15H264V13H263ZM224 13V14H225ZM229 14H228V16H229ZM225 16H227V14L225 15ZM227 16V17H228ZM232 16V15H231ZM258 16H256V17H258ZM260 16V17H261ZM249 17V19H245V18H248ZM254 17H255V15H254ZM254 17H252L251 16V18L253 19ZM254 18L253 20H251V18H250V16H245V17H243L244 19H243V21L245 22V24L242 22L241 24H239L240 25V27L238 26V24H237V22L236 21H234L235 19L234 18H230V16L227 18L228 19V21H227V19L226 20H224V22H227V23H224L223 22V20L220 22V21H218V22H213L212 24H210L209 26H207L208 28L207 29H205L202 33H200V34H198L200 37H198V35H194V37H191L190 38V40H192L193 42H191V41H189V39H188V41H186V43H187V46H188V48H191L190 50H192V51H195V53L194 52H192L191 51V53H190V55H186V59L184 58V61L183 62H189V60H193L192 62H194V63H196V60H195V58L194 57H197V60H198V58H199V62H197L198 64H199V66H197L196 67V65H198V64H194L195 66L193 67V68H189V66H186V67H184V69L186 68V70L188 69V71L187 72H193V70H194V72H195V69L197 68H199V70H198V72L195 74L194 72V74L192 73V75H191V77H190V75L189 76H187V77H190V78H188L187 80L189 81V79H191L193 76L195 77V76H197V75H199V78H200V76L202 75V76H204V79H205V76L207 75L206 73L207 72H209L206 68H207V66H209V68H210V70L212 71H210L211 73V75L209 74V75H207V77H208V79H207V77H206V79L208 80V81H206V80H203V78H202V76H201V78H200V80L202 79V81L200 82V83H202L203 81H206V83L208 84V85H206V83H205V85L203 84V86H201L200 85V83H199V79H198V76L197 77H195V78H197V79H195V78H192V80H197V82L195 81L194 83L192 82V80L191 81H187L186 83H185V81H184V79L182 80V81H184V86L181 84V80H178V82H180L178 85H180V86H178L177 85V87H176V85L175 84H177L178 82H176V80L175 81H170V79L172 80L173 78V76H174V74H175V72H176V74L178 75V78H180V76L181 75H179V74H181L182 73V70L183 71H185L184 69H180V71H178L179 73H177V71H175L176 70V68H175V70H174V68H173V70L170 68L169 69V71H171L172 70V73L171 74H169V75H167L168 73L167 72H169V71H166V75L165 76H167V78H168V81H167V78H165L166 80L165 81H167V82H165V81H163L162 83H159V84H157V86H159V87H157L156 86V88L154 87L153 89H155V90H158V89H160L159 90V92L161 91L162 93H160V94H168V95H165V96H163L162 98H157V96L155 97L156 98V104H155V100H154V97H152V96H149V97H145V98H142V99H144V102H143V100L141 99V100H137L136 102H138V101H140V102H143V103H145V105H146V102L145 101H147V105H146V107L147 106H149L150 108H151V106H152V104H151V106H150V104L148 105V102H150V103H153L154 102V106L156 105V107H154V106H152V108H151V110H150V112L148 111V109L146 108L144 111H142L143 110V108H145L144 107V104H136V102L135 101H133V102H130L128 105L129 106H127L126 105V109H128V110H126L125 108V110L128 112H126V111H124V109H123V111L124 112H122V114H123V116H124V114H126L125 115V118L126 117H128V116H133L132 114H134L135 113V111L137 110V108L139 109V107H137L136 108V105H140L141 107H140V110L137 112V113H139L138 115H137V113H136V116H135V118H134V116H133V122L132 121H130L129 122V120H127V119H125L124 117H123V119H120V118H122V115H120V114H115V117H119V115L121 116V117H119V120H116V119H118V118H114V115L112 114V112H110V113H107L106 115H104V116H102V117H100V119H99V117L98 118H94V119H92L91 121L92 122H90L89 121V123H88V125L91 123V125H89L88 127H90V126H94L93 124H95V126H94V128H95V134H90V139L88 138V136H89V134H86V136L84 135L82 138H78L76 141L77 142H75L76 144H74L73 145V147H72V149L71 150H69V151H65V150H62L61 152V154H60V151H59V156L60 157H58V159H57V161H50V162H42V164L40 165V163H37L36 164V166H34V167H20V168H17V167H13L12 168V170L14 171V175H13V177L12 178H10V179H8V180H6V181H4V182H0V190L2 191H0V193H2L1 195H0V205L2 204V206H0V220H1V222H3V223H1V229H0V242L2 241V242H5V243H1L2 244V246H0V249L2 248L4 251H2V249H1V251H2V253H0V264H18V263H20V264H24V260H25V264H27V262H28V264H63V262H64V264H69V262H71V264H78V262H80L79 264H84V263H86V264H102V262L104 261L106 264H116V262H117V264H134L136 261V264H140L139 263V261H143V263L142 264H146V262L144 261V260H146V261H148V262H152V260L154 259L155 261L157 260H159V259H157V258H159L160 256H162L163 254H164V250L165 249H167L168 250V248L169 249H171V247L172 246H170L172 243L173 244H175V240L173 239V238H169V237H171L173 234H174V232H175V235L174 236H172V237H176L175 239L177 240L178 238H177V235L178 236H180L179 234H181L180 232H182L183 233V231H185L182 235H184V236H180V239H181V241H185L184 239H186L187 237H190L189 235L191 234H195L196 232H197V234H199V235H195L196 237H197V239L200 241V237L201 236H203V239L205 240H207V241H209V242H207L206 240H205V244L206 245H204V243H201L198 247H200V248H204L205 247V249H204V251L203 252H205V254L202 252V249H200V250H198L197 248L198 247H195V246H197L200 242H198L197 244H195V246H193V247H195L197 250H195V248H193L192 249V245H193V242H194V240L195 241H198V240H196V237H194L193 235H192V237H190L193 241L191 242L188 238H187V241L189 242L188 244H185V248L186 247H188V245L191 247V249L189 248V250L190 251H197V253L200 255H196V257L198 258H196V259H194V262L196 261V260H198L197 262H199V264L201 263V262H203L205 259H207L208 257L206 256L207 254H209V253H212V252H214V250H213V248L215 249V243H213L212 244V241L214 242V240H216V242H218L219 244H221V242L223 243V241H222V239H221V236L223 235V233H224V231L223 230H227V229H231V227H232V229H235V228H244V229H246V228H248L249 226H254V227H256L257 226V228L259 227H261V224L263 225L264 224V210H261V211H259V212H257L255 215H254V217H255V220H253V223L251 222V221H248V219H245V218H247V216L246 217H243L244 218V220L243 219H240V222L239 221H237V214H238V212H240V210H238L239 209V207H240V205H241V202L244 200V199H246V197H247V199H248V194H249V192L251 191V189H252V192L253 193H251L250 192V198L252 197V198H254L253 200L252 199H250L251 200V203L253 202L254 203V201L256 200V202H257V200H258V202H260V205H257V206H260L262 209H264V187H262V185H264V139H263V137H264V56H263V54H264V51H262V49L264 50V41L262 42L261 40V42L259 41V38L260 39H262V40H264V36L262 37V36H260V35H257V37H255L256 38V40L255 39H252V40H255L254 42L252 41V40H250V38H253L254 37V35L253 36H251L252 34H250L249 32V30H250V27H251V25H254L255 26V28L256 29H261L263 26H264V16H262L261 18L260 17H258V18ZM230 18V19H229ZM234 19V20H233ZM258 21V23L257 24H260V25H257L256 24V20ZM260 19V20H259ZM263 20V21H262ZM261 21H262V23H261ZM233 22V23H232ZM248 22V23H247ZM260 22V23H259ZM224 23V24H223ZM231 23H232V25H231ZM250 23V26L249 27H246V25L247 24H249ZM252 23V24H251ZM216 25L218 28H220V29H217L216 30V26H212V25ZM221 24H222V26H221ZM263 24V25H262ZM229 25H231V26H229ZM237 28H236V27ZM241 26H242V28H241ZM248 26V25H247ZM253 26V27H254ZM212 27V28H211ZM214 27V28H213ZM232 27H234V30H233V28ZM243 27H245L248 31H245L244 29H243ZM253 27H251L252 29H254L255 30V28H253ZM209 28H211V29H209ZM226 30H225V29ZM264 28V27H263ZM221 29H222V32L224 33H227L226 31H229L227 34H225V35H223V33L221 32ZM224 29V30H223ZM227 29H229V30H227ZM232 31H231V30ZM236 29H237V31L239 32V31H241V37H239L238 38V36H239V34L238 33H236L237 31H236ZM244 31H243V30ZM251 29V30H252ZM207 30V31H206ZM210 30V31H209ZM218 30H220V31H218ZM253 30V31H254ZM214 31V32H213ZM231 31V32H230ZM207 32H208V34H207ZM215 35L216 33H217V35H215L216 37H214V35H212V33ZM236 34H235V33ZM243 32H244V34H243ZM210 33H211V35H210ZM219 33V34H218ZM223 35H221V34ZM230 33H232L231 34V37H230ZM240 33V32H239ZM203 35V37H202V35ZM234 34H235V36H234ZM205 35H206V37H205ZM208 35H210V36H208ZM219 35H221L220 37L221 38H219ZM246 36V38H245V36ZM227 36H229V37H227ZM232 36H234L235 38H233ZM244 36V37H243ZM250 36V37H249ZM256 36V35H255ZM260 36V37H259ZM225 37V39H223ZM262 37V38H261ZM212 39L211 41L209 40V39ZM216 38H219V39H223V40H220L219 41V39H217L216 40ZM242 38V39H241ZM196 39V40H195ZM200 39V40H199ZM234 39V41L235 42H233V41H231V40H233ZM236 39H237V41H238V43L236 42ZM239 39V40H238ZM241 39V40H240ZM243 39L247 42V40H248V42L246 43L245 41V46H244V44H243ZM195 40V41H194ZM203 42H202V41ZM197 41H198V43H197ZM218 41V42H217ZM241 41H242V43H241ZM253 42V44H252V42ZM256 41H259V44L257 45V47H256V44H257V42ZM197 44H196V43ZM210 42H212V45L214 46H212V48H214V49H216V52H214L215 53V55H214V53H213V55H211L212 54V52L210 53L209 52V54L210 55H208L207 53H208V51L206 52V48H207V50H208V47H211V45H209V43ZM215 42V43H214ZM226 42V43H225ZM231 42H233V43H231ZM195 43V45H193ZM208 43V44H207ZM217 43V44H216ZM260 43H262V44H260ZM189 44V45H188ZM199 44H200V46L202 47V49L203 50H201V48H200V46H199ZM211 44V43H210ZM223 44V45H222ZM206 45H207V47H206ZM209 45V46H208ZM225 45V46H224ZM227 45V46H226ZM235 45V46H234ZM239 45H243L245 48H243V51H242V47L243 46H239ZM255 45V46H254ZM261 45H263V46H260ZM193 46H195V47H197L196 48V50H198L199 52H197L196 50H194L195 49V47H192ZM223 46V47H222ZM226 47H227V49H226ZM236 47H238L239 48V50H240V52H239V50H236V51H234L235 50V48ZM247 47H251V48H253V49H250L249 48V51H248V48ZM258 47H260V49H257ZM231 48V50H229ZM238 48H236V49H238ZM256 48V50H261L260 52H259V54L254 50ZM205 49V50H204ZM245 49V50H244ZM221 50V51H220ZM251 50L253 51V53L255 54V52H256V55L258 56L257 58H256V55H252V52H251ZM218 51V52H217ZM222 51H224L223 53H221ZM226 51H227V53H226ZM233 51V52H232ZM242 51V52H241ZM203 52H205L206 54H207V56H209V57H211V58H208V57H206L205 55V53H203ZM230 52H232V53H230ZM239 52V53H238ZM196 54L197 53V56L196 55H194V54ZM199 53H200V55H199ZM201 53H203L202 54V56H201ZM218 53H219V55H218ZM235 53H236V55H235ZM238 53V54H237ZM263 53V54H262ZM221 54V55H220ZM225 54V56H223ZM230 54V55H229ZM234 56V57H232V55ZM239 54H241V55H239ZM194 55V57H192ZM198 55L202 58H200V57H198ZM226 55H228V56H226ZM183 56H185V55H183ZM183 56L182 57H180L179 59H182L183 60ZM190 56H191V58H190ZM212 56L215 58V59H213L212 58ZM217 56H219V57H217ZM221 56H222V60H223V62H222V60H221ZM242 56H243V58H242ZM244 56H248L247 58L246 57H244ZM261 56H263V57H261ZM190 58V59H188V58ZM226 57V58H225ZM235 57H237V58H235ZM208 58V59H207ZM217 58H220V59H218L217 60ZM228 58V59H227ZM233 58H235V59H233ZM238 58L240 59V60H242L243 61V59H244V61L242 62V61H239L238 60ZM245 58H246V60H245ZM250 58V59H249ZM251 58H252V62L254 63V62H256L258 65H256V63H254V64H252V62H250L249 63V61L251 60ZM204 59V60H203ZM205 59H207L208 60V62L206 63V60ZM215 61H213V60ZM227 59V60H226ZM229 59L230 60H232V61H230L229 62ZM247 59H248V61H247ZM260 59H262L261 61H260ZM203 60V61H202ZM217 60V61H216ZM226 60V61H225ZM202 61V62H201ZM210 61V62H209ZM213 63H212V62ZM219 61V62H218ZM222 63H221V62ZM235 61V62H234ZM185 62V63H186ZM204 62V63H203ZM225 62H226V65H224L225 64ZM229 62V63H228ZM240 63V65H242V63H243V67L244 68H246V69H244L242 66L240 67V65H239V63ZM242 62V63H241ZM245 62H248V63H245ZM205 64L204 66H206L205 68L203 67V64ZM218 63H219V65H218ZM237 64V67L236 66H234L233 64ZM202 64V65H201ZM213 64V65H212ZM215 64V65H214ZM221 64H222V67H221ZM235 64V65H236ZM245 64H247V65H245ZM201 65V66H200ZM211 65V66H210ZM216 65H218V66H216ZM230 65V66H229ZM232 65H233V68H230V69H228L229 67H232ZM253 65V66H252ZM255 65V66H254ZM247 66L249 67V68H247ZM252 66V67H251ZM258 66V67H257ZM196 67V68H195ZM200 67H201V69L202 68H204L203 70L204 71H206L207 70V72H205V74L206 75H204V71H202L201 69H200ZM214 67V69H212V68ZM217 67L218 68H227V69H223L222 71H221V69H217ZM236 67V68H235ZM251 67V68H250ZM195 68V69H194ZM216 68V69H215ZM240 68V69H239ZM256 68V69H255ZM263 68V69H262ZM248 69V70H247ZM215 70V71H214ZM225 70H228L227 72L225 71ZM233 70V71H232ZM234 70H235V72L237 73V74H235V72H234ZM244 70V71H243ZM250 70H252V71H250ZM173 71H174V73H173ZM199 71H201V72H199ZM218 71V72H217ZM181 72V73H180ZM186 72V71H185ZM185 72H183L182 73V78L184 77L185 79H186V75H188V73L186 74ZM214 72V73H213ZM216 72V73H215ZM221 72H224L225 73V75L224 74H221ZM233 72V73H232ZM242 72V73H241ZM246 72V73H245ZM170 73V72H169ZM198 73H201V75L200 74H198ZM229 73H231V74H229ZM240 73H241V75H240ZM243 73H244V75H243ZM248 73H250V74H248ZM254 73V74H253ZM176 74H175V76H176ZM191 74V73H190ZM213 74H215L214 76H213ZM218 74H221L220 75V78L223 76V78H224V76H227V77H225V78H227L226 80L228 81V79H229V83L228 82H225V81H223V79L220 81L219 79H217V81H216V78L218 77L219 78V76H217ZM232 74H235V75H232ZM173 75V76H172ZM231 76V78L229 77L228 78V76ZM238 75V76H237ZM243 75V76H242ZM247 75V76H246ZM174 76V77H175ZM211 76V77H210ZM216 76V77H215ZM238 78H237V77ZM240 76V77H239ZM210 77V78H209ZM213 77V78H212ZM235 77V78H234ZM241 77L243 78V79H241ZM244 77H245V79H244ZM263 79H262V78ZM224 78V79H225ZM234 78V79H233ZM237 78V79H236ZM212 81H215V82H212ZM174 80V79H173ZM199 80V81H198ZM218 80H219V82H221V83H219L218 82ZM234 80V81H233ZM238 80V81H237ZM241 80V81H240ZM245 80H247V82L245 83ZM170 81V82H169ZM225 82V85L223 84V82ZM230 81L232 82V83H230ZM242 81H243V83H245V85L242 83ZM172 82V83H171ZM175 84H174V83ZM191 82V83H190ZM209 82V83H208ZM167 83H169V84H167ZM196 83V84H195ZM197 83H198V87L196 86L197 85ZM213 83V84H212ZM216 83H219V84H222L221 86L219 85V86H216V85H218V84H216ZM228 83V84H227ZM172 85V84H174L173 86H171V88L170 89H172L173 90V93L172 92H169V91H171L170 89H169V87H167L168 85ZM188 84H190V85H188ZM192 84H194L195 86H193ZM230 84V85H229ZM163 86V87H165L166 85V90L167 91H165L164 89H163V87H161V86ZM191 85L193 86V87H195V91H196V95H194V88L193 87H191ZM210 85L212 86V87H210ZM215 85V86H214ZM225 87H224V86ZM229 85V86H228ZM174 86H175V88H174ZM185 86H187L188 87V92H187V88L185 87ZM206 86H207V88H206ZM209 86V87H208ZM228 86V87H227ZM238 86V87H237ZM161 87V88H160ZM179 87H181L180 89H177L176 90V88H179ZM184 87V88H183ZM191 87V88H190ZM197 87V88H196ZM201 87H203L204 88V90H203V88H202V90L200 89ZM223 88V89H221V88ZM254 87V88H253ZM174 88V89H173ZM212 88V92H211V90L210 89ZM215 88L217 89V90H215ZM227 88H229V89H227ZM258 88V89H257ZM262 88V89H261ZM148 89H150V88H148ZM162 89L165 91V92H167V93H163V91H162ZM193 89V90H192ZM206 89H209L210 90V92H209V90H207V92H205L206 91ZM248 91L249 89H251V91L249 92H246V90ZM198 90H201L200 92L202 93V91H204L202 94L200 93V92H198ZM231 90V91H230ZM254 90V91H253ZM184 91V92H183ZM192 91H193V94H192ZM219 91H221V92H219ZM225 91V92H224ZM226 91H228V92H226ZM169 92V93H168ZM174 92H176L175 94H174ZM181 94H180V93ZM216 92V93H215ZM218 92V93H217ZM223 92L226 94H223ZM234 92H235V95H234ZM246 92V93H245ZM251 92H253V93H251ZM255 92V93H254ZM170 93H172L173 95H175V96H173L172 94V96L170 95ZM185 93V94H184ZM186 93L188 94H190V95H188V96H186L185 97V99L188 97L189 99H190V97H191V102H190V100L189 99H186L187 100V102L185 101V99H184V97H182V96H185L186 95ZM209 93V94H208ZM211 93H212V95H211ZM216 94V95H214V94ZM251 93V94H250ZM176 94H178L179 96H178V99H179V97H180V100H179V102L177 103V101H178V99H177V95ZM205 94H208V96L206 95V97H205ZM228 94H229V96H228ZM233 94V96H231ZM246 96H245V95ZM248 94V95H247ZM250 94V95H249ZM192 95V96H191ZM203 95V96H202ZM221 95H223V96H221ZM169 96V97H168ZM170 96H171V99H168V101H171V100H173L172 99V97L174 98V102L176 103V104H173L174 102L173 101H171V102H173V103H170V102H168L167 101V98H170ZM194 96H199V98L197 97V98H195ZM215 96V98L217 97V99L216 100H218V101H216V102H214V101H211V100H209L210 99V97H214ZM222 98H221V97ZM227 96V97H226ZM234 96H236V97H234ZM243 96H244V98H243ZM150 97L153 99V102H152V99H151V101H150ZM166 99H165V98ZM182 97V98H181ZM206 98L205 100H207L206 102L208 103L209 101H211V103L209 102V104H207L206 102H205V100H204V98ZM247 97V98H246ZM147 98V99H146ZM193 98H195V99H193ZM202 98H203V100H202ZM215 98H213L212 100H215ZM225 98V99H224ZM236 98H239L238 100H236ZM159 99H160V101H159ZM165 99V100H164ZM182 99V100H181ZM242 99V100H241ZM149 100V101H148ZM161 100H163V101H161ZM209 100V101H208ZM158 101L159 102H161V104H162V106H161V104L160 105H157L158 104ZM182 101L184 102L185 101V103L186 104H188V106L187 107H185L186 106V104L184 103V105H183V103H182ZM193 101H194V103H193ZM200 102V104H199V102ZM223 101V102H222ZM240 101H242V102H240ZM165 102H168V103H170V105L168 104V103H165ZM205 104V106L203 105V103ZM219 102V103H218ZM182 103V104H181ZM213 103V104H212ZM214 103H215V105H214ZM216 103H218V104H216ZM163 104H165L164 106H163ZM171 104H172V106H171ZM179 104V105H178ZM192 104V105H191ZM195 104V105H194ZM211 104V105H210ZM133 105V107H131V106ZM167 105V106H166ZM173 105L175 106L176 105V108H174V109H176V110H174V111H171V110H173V109H171V108H173ZM189 105H190V107H189ZM202 105V106H201ZM210 105V106H209ZM218 105V106H217ZM134 106H135V109H134ZM171 106V107H170ZM185 107V109H184V107ZM193 106V107H192ZM209 106V107H208ZM215 107V109H214V107ZM127 107H130L131 109H133L132 111L134 112V113H132V111L130 110V112H129V109L130 108H127ZM154 107V108H153ZM157 107H159L158 109H159V111H161V113H159V112H157ZM168 109H167V108ZM207 107V108H206ZM149 108V109H150ZM160 108H163V109H167L166 110V113L165 114H168V115H163L164 114V110H163V112H162V110L160 109ZM179 108V109H178ZM198 108H199V111H198ZM152 109H154V110H152ZM156 109V110H155ZM171 109V110H170ZM177 109H178V111H177ZM187 109V110H186ZM191 110V114H189V111ZM206 109H211V111L210 110H206ZM147 110V111H146ZM168 110H169V112H168ZM181 111V113H183V115L182 114H180L181 116H179L180 118H178V116H177V114H179V112ZM194 110H197V111H194ZM214 110V111H213ZM153 113H156V114H153ZM188 112V115H187V113L186 112ZM193 111V112H192ZM202 112V114H200L201 112ZM203 111H205V113L203 112ZM208 113H207V112ZM140 112H143V113H146V112H148V114L149 115H147V113H146V116L144 115V114H142V113H140ZM172 112H173V115H172ZM178 112V113H177ZM200 112V113H199ZM245 112V113H244ZM186 113V114H185ZM110 114V115H109ZM159 116H158V115ZM160 114H162L161 116H160ZM176 114V115H175ZM208 114V115H207ZM107 115H109V117H107L106 118V116ZM152 115V116H151ZM194 115H196V116H194ZM200 115H202V116H200ZM207 115V116H206ZM113 116V120L115 121V122H117L116 123V125H118V126H114V124H115V122L112 120V123H111V119H109V118H111ZM139 116H140V118H139ZM147 116H148V119H146L147 118ZM156 116H158L159 117V121H158V119H156V118H158V117H156ZM164 116V117H163ZM184 116V117H183ZM201 117L200 119H199V117ZM206 116V117H205ZM155 117V118H154ZM163 117V118H162ZM188 117V118H187ZM160 118L162 119V121L160 122ZM190 118V119H189ZM192 118V119H191ZM197 120H195V119ZM95 119H97V121H98V123H97V121H95ZM105 121V123H103L102 124V122H103V120ZM107 119H109L110 121L108 122V120ZM130 120H131V118H129ZM141 119V120H140ZM205 119H207V120H205ZM101 122H100V121ZM107 120V121H106ZM121 120V121H120ZM127 120V122H125V124H127V125H122V127H121V125H120V122H122L121 124H124V121H126ZM143 120V121H142ZM165 120V121H164ZM172 120V121H171ZM189 122V121H192L193 120V122H192V125H188V124H191V122H187V121ZM201 120H203V121H201ZM93 121L95 122V123H93ZM119 121V122H118ZM137 121H138V124H137ZM141 121V122H140ZM145 121H147V122H145ZM180 121H181V123H180ZM107 122V123H106ZM114 122V123H113ZM135 122V123H134ZM142 122H145V124H146V127L145 128H143V127H140V126H142V125H140V123L141 124H143ZM151 122V123H150ZM155 123V124H153V123ZM158 122V123H157ZM159 122L161 123L160 125H159ZM167 122V123H166ZM185 122H187L186 124H184ZM196 122H198V123H200V124H198V123H196ZM108 123H111V124H109V125H112V126H106V128L104 127L106 124H108ZM164 123V124H163ZM176 123V124H175ZM105 124V125H104ZM135 125V127H133V125H132V127H130V128H132V129H130L129 128V126L130 125ZM138 126H137V125ZM145 124H143V126H145ZM100 125V126H99ZM104 125V126H103ZM151 125V126H150ZM155 125V126H154ZM159 126V128H156V126ZM162 125V126H161ZM195 125V126H194ZM87 126V125H86ZM99 127V129H97L98 127ZM101 126H103V131L104 130H107L106 132L108 133H106V132H104L105 134H107L106 136H105V134L102 132V130L100 129V127ZM124 126V127H123ZM128 128H127V127ZM157 126V127H158ZM161 126V127H160ZM180 128H179V127ZM182 126H183V128H182ZM192 128H191V127ZM194 126V127H193ZM201 126L203 127V129H201ZM115 127V128H114ZM121 128V129H123V130H119V128ZM136 127L138 128V130H140L141 128H142V130H140L139 131V133L138 132H136L135 130H137L136 129ZM155 127V128H154ZM187 127H189V131H188V129H187ZM199 129V131H198V129ZM102 128V127H101ZM118 128V129H117ZM146 128H147V130H146ZM149 128V129H148ZM169 128V129H168ZM174 128L176 129V131H174ZM186 128V129H185ZM193 128L195 129L193 132H192V130H193ZM125 129L127 130L126 132H128V129H130V130H132L133 132L135 131V137H137L136 136V134L137 135H139L137 138H135V140H134V138H132L133 139V141L131 140V138H130V140L127 138V135L130 137H132V136H134V134H133V132L132 131H130L129 130V133L128 134H126V135H124L126 138H123L124 136L122 135V134H124V133H126L125 132ZM145 129V130H144ZM179 129V130H178ZM182 129V130H181ZM196 129H197V131H196ZM201 129V130H200ZM263 131H261V130ZM109 130V131H108ZM115 132H114V131ZM137 130V131H138ZM169 130V131H168ZM260 130V131H259ZM99 131H101V132H99ZM119 131V132H118ZM143 131H147L148 133H149V135L148 134H145V133H147V132H145L144 134H142V132ZM177 131H178V133H177ZM94 131H92V132H90V133H93ZM98 132V133H97ZM141 132V133H140ZM159 132H161V133H159ZM165 132V133H164ZM171 132V133H170ZM182 132H184L185 133V135H184V133L182 134ZM190 132V133H189ZM194 132H195V134H194ZM237 132V133H236ZM98 135H97V134ZM118 133V134H117ZM121 133V134H120ZM130 133H132L131 135H130ZM173 133V134H172ZM199 133H201L200 134V137H199ZM256 133V134H255ZM260 133H262V134H260ZM101 134H102V136H101ZM111 134V135H110ZM121 136H120V135ZM142 136H141V135ZM158 134V135H157ZM170 134H171V136H170ZM186 134H188V135H186ZM191 134V135H190ZM88 135V136H87ZM91 135H95V137H96V142H94V138L95 137H92L91 138ZM97 135V136H96ZM110 135V137H108ZM116 135H118L117 136V139L115 138L116 137ZM154 135H155V137H156V135L158 136V138L156 137H154ZM184 135V136H183ZM197 135V136H196ZM254 137V139H252V138H250V137H252V136ZM263 135V136H262ZM121 138H120V137ZM123 136V137H122ZM164 136V137H163ZM166 136V137H165ZM180 136H183L182 138L180 137ZM195 136V137H194ZM97 137H99V139H97ZM119 137V138H118ZM195 140H193L192 138ZM248 137H249V139H248ZM256 137V138H255ZM259 137V138H258ZM116 139V140H114V141H112L113 139ZM123 138V140L125 139L126 140V143L128 142H131L132 143V145L134 144L135 146H136V148H132V147H134V145L132 146L131 145V143H129V146H128V144L126 145V143H125V145L127 146H123L122 145V142L121 141H123V140H121ZM138 138H139V140L140 141H142V139H143V142H140L139 140H138ZM153 138V139H152ZM177 138V139H176ZM184 138H186L185 140H184ZM247 138V140L245 141L244 139H246ZM101 139V140H100ZM107 139V141L109 140L110 142H108V144H106L107 143V141H105ZM150 139H152V140H150ZM161 139V140H160ZM162 139H165V141H163ZM172 141H171V140ZM176 139V140H175ZM196 139H198L197 141H196ZM201 139V140H200ZM251 139L253 140V142H254V144H252L253 142H251ZM256 139V140H255ZM260 139L262 140L263 139V142L262 141H260ZM90 140L91 142H93L92 144H94L93 146H94V148H95V145L97 146V148H98V150H96L97 148H95L93 151H95V152H93L94 154H96V152H98L97 154L99 155L97 158L96 157H94L93 158V156L94 155H92L93 153L91 152L92 151V149H93V147L91 146V144H90V141H89V143H88V141ZM93 140V141H92ZM100 140V141H99ZM124 140V141H125ZM138 140V141H137ZM150 140V141H149ZM156 140V141H155ZM158 140V141H157ZM168 140V141H167ZM169 140H170V142H169ZM188 140H190L189 142H188ZM194 141V142H192V141ZM249 140V141H248ZM258 140V141H257ZM85 141V142H84ZM105 142V143H102V142ZM117 141V142H116ZM136 141V142H135ZM148 141V142H147ZM153 141V142H152ZM177 141L178 142H180V146H179V144H177ZM184 141V142H183ZM199 141V142H198ZM244 141V142H243ZM256 141V142H255ZM86 142H87V144L89 145V146H87V147H92V149H91V151L89 150V152L88 153H83L84 151L83 150H85V147L84 146H86L87 144H86ZM114 142H115V144H114ZM138 142V143H137ZM145 142V143H144ZM150 142V143H149ZM151 142L152 143H154V142H156V144H157V146H156V144H152L151 145ZM166 143V145L164 146L163 144H165ZM181 142L183 143V144H181ZM188 143V145H187V143ZM192 142V143H191ZM195 142H196V145H194L195 144ZM198 142V143H197ZM246 142V143H245ZM100 143V144H99ZM121 143V144H120ZM141 143H144V145H143V147H142V144ZM176 143V144H175ZM184 143H186V144H184ZM241 143V144H240ZM243 143H245L244 145H243ZM262 144V146L261 147H263V150H262V148L261 149H259V146H260V144ZM97 144H99L100 145V147H98L99 145H97ZM101 144H103L104 146L102 147V145ZM106 144V145H105ZM116 144H117V146H116ZM138 144H140L139 145V147H138ZM158 144L160 145V146H158ZM163 146H162V145ZM168 144H172V145H169L168 146ZM216 144V145H215ZM256 144V145H255ZM131 145V146H130ZM147 145V146H146ZM151 145V146H150ZM175 145V146H174ZM178 145V146H177ZM184 145V146H183ZM188 147H187V146ZM233 145V146H232ZM259 145V146H258ZM110 146V147H109ZM120 146V147H119ZM122 146V147H121ZM141 146V147H140ZM148 146L150 147V148H148ZM176 146L178 147V149L180 150H177V148H176ZM198 146V147H197ZM217 146V147H216ZM232 146V147H231ZM236 146V147H235ZM240 146V147H239ZM251 146H253V147H251ZM256 146H258V147H256ZM80 147H81V149H80ZM86 147V148H87ZM131 147V148H130ZM146 147V148H145ZM154 147L155 148H157V149H159L160 151L158 152V150H156V149H154ZM160 147V148H159ZM164 147V148H163ZM168 147V148H167ZM180 147V148H179ZM185 147V149H183ZM190 147V148H189ZM255 147V148H254ZM104 148V149H103ZM106 148V149H105ZM125 148H130L129 150H127V149H125ZM142 148V149H141ZM149 149L147 152L149 153V155H148V153L145 151V149ZM170 148V151H168L167 149H169ZM175 148V149H174ZM194 148V149H193ZM197 148V149H196ZM257 148V149H256ZM101 149V150H100ZM103 149V150H102ZM132 149V150H131ZM139 149V150H138ZM144 149V151H142ZM154 149V150H153ZM171 149H172V152H171ZM186 149H187V151H186ZM208 149H210L208 152H207V150ZM214 149V150H213ZM231 149V150H230ZM234 149H236V150H234ZM141 150V151H140ZM162 150V151H161ZM164 150V151H163ZM176 150V151H175ZM212 150V151H211ZM217 151V152H215L214 153V151ZM250 150V151H249ZM258 151V153L256 152V151ZM259 150H262V151H259ZM72 151V152H71ZM132 151H133V153H132ZM136 151V152H135ZM138 151V152H137ZM140 151V152H139ZM149 151H151V152H149ZM152 151H153V153H154V155L152 154ZM194 151V152H193ZM205 151L207 152L206 153V155H205ZM229 151V152H228ZM236 151V152H235ZM64 152V153H63ZM91 152V153H90ZM99 152L101 153V154H99ZM106 152H108V154L106 153ZM128 152V153H127ZM132 154H131V153ZM146 154H144V153ZM160 153V152H163V153H160V154H157V153ZM164 152H165V154H164ZM171 154H170V153ZM174 152V153H173ZM176 152H178V153H176ZM191 152H193V153H191ZM231 152V153H230ZM238 152H239V154H240V156H237V155H239L238 154ZM261 152V153H260ZM263 152V153H262ZM69 153V154H68ZM72 153H74V155H75V153L77 154L76 156H75V158H77L76 159V161L73 159V157H74V155L72 154ZM78 153H80V154H78ZM135 153L137 154V155H135ZM201 153V154H200ZM212 153H213V155H212ZM85 154H87V155H89V154H91V160L89 159V156H86L85 157ZM105 154V155H104ZM121 154V155H120ZM124 156H123V155ZM127 154H129V155H127ZM144 154V155H143ZM150 154H152L153 155V157L152 156H150ZM162 154H164V156L162 155ZM169 154V155H168ZM191 154V155H190ZM216 156H215V155ZM254 154V155H253ZM62 155H64L65 156V158H64V156H62ZM81 155H82V158H80L81 157ZM132 155V156H131ZM155 155H157L158 157L156 158V156ZM162 155V156H161ZM183 155V156H182ZM189 155V156H188ZM204 155V156H203ZM210 155V156H209ZM211 155H212V159H211ZM227 157H226V156ZM236 155V156H235ZM257 155V156H256ZM258 155H260V156H258ZM73 156V157H72ZM78 156H79V158H78ZM83 156H84V158L86 159L87 157H88V159H86V160H88L89 162H85V159L83 158ZM103 156H105L106 158H104ZM115 156H117V157H115ZM121 156V157H120ZM123 156V157H122ZM125 156L128 158H125ZM130 158H129V157ZM136 156V157H135ZM138 156V157H137ZM144 157V158H146V159H148V160H145L144 161V158H141V157ZM180 156H182V157H180ZM218 156V157H217ZM225 156V157H224ZM235 156V157H234ZM141 158V160H140V158ZM147 157H149V158H147ZM152 157V158H151ZM163 157V158H162ZM200 157V158H199ZM215 157V159H213ZM221 157V158H220ZM257 157H259V158H257ZM263 157V158H262ZM67 158H68V161L69 160H71V161H69L70 162V165H71V167L72 166H74L73 168L74 169H72L71 167H68L69 166V163L67 162V161H65V160H67ZM94 160H93V159ZM101 158H102V161H100L101 160ZM125 158V159H124ZM135 158V160H133V159ZM138 158V159H137ZM151 158V159H150ZM223 159V160H220V159ZM254 158V159H253ZM256 158V159H255ZM60 159L62 160V161H60ZM79 159V160H78ZM97 159V160H96ZM122 159V160H121ZM143 159V160H142ZM150 159V160H149ZM157 161H156V160ZM168 159V160H167ZM236 159V160H235ZM95 160H96V162H95ZM106 161V163H105V161ZM109 160V161H108ZM121 161V162H119V161ZM130 160V161H129ZM133 160V161H132ZM164 160V161H163ZM174 160V161H173ZM200 160V161H199ZM218 160V162H216ZM221 162H220V161ZM66 162L67 164H65L64 162ZM128 161V162H127ZM132 161V162H131ZM136 161V162H135ZM139 161V162H138ZM144 161V162H143ZM147 161V162H146ZM159 161V162H158ZM173 161V162H172ZM206 161V162H205ZM53 162V163H52ZM55 162V163H54ZM62 164H65V165H61V163ZM76 162H78V163H76ZM83 162H85L84 164H82ZM102 162V163H101ZM104 162V163H103ZM123 162V163H122ZM124 162H125V164H124ZM162 162V163H161ZM164 162V163H163ZM211 162V163H210ZM212 162H215V163H213V164H215V165H213L214 167H215V169H214V167L212 166ZM224 162H225V164H224ZM240 162V163H239ZM48 163V164H47ZM78 164L79 165V167H77V165L76 164ZM119 163V165L117 166V164ZM127 163V164H126ZM131 163V164H130ZM136 163V164H135ZM141 163V164H140ZM144 163H146V164H144ZM154 163V164H153ZM161 163V164H160ZM168 163H169V166H168ZM187 163V164H186ZM205 163V164H204ZM223 163V164H222ZM254 163V164H253ZM258 163H259V165H258ZM47 166H46V165ZM54 164H56L55 166H54ZM73 164V165H72ZM81 164L83 165V169L81 170L80 169V167H81ZM86 164H88V165H86ZM94 164V165H93ZM121 164V165H120ZM123 164V165H122ZM142 167V164H143V167L141 168L139 165ZM152 164V165H151ZM171 164H172V166H171ZM189 164V165H188ZM199 164V165H198ZM205 165V166H203V165ZM206 164H208V165H206ZM222 164V165H221ZM229 164V165H228ZM39 165H40V167H39ZM49 165V166H48ZM50 165H52L51 167H50ZM66 165H68V166H66ZM99 165V166H98ZM103 167H102V166ZM114 165V166H113ZM125 165H127L126 167H125ZM151 165V166H150ZM155 165H159L158 166V168H156V169H154V171H153V168L155 167ZM165 165L166 166V168H164L163 166ZM194 165V166H193ZM217 165V166H216ZM44 166V167H43ZM45 166L47 167V168H45ZM64 166H66L67 167V169H66V167H64L66 170H67V172L63 169V167ZM85 166V167H84ZM123 168H126V169H123ZM130 166V167H129ZM162 166V167H161ZM198 166V167H197ZM203 166V168H205L204 170L201 168ZM208 166V167H207ZM221 166H222V168H221ZM232 168H231V167ZM257 166V167H256ZM43 167V168H42ZM92 167H94L93 168V170L91 169ZM97 167V168H96ZM99 167V168H98ZM100 167H101V169H100ZM115 167H117L118 169H116ZM122 169H121V168ZM148 167V168H147ZM170 167V168H169ZM177 167H179V168H177ZM193 167H195V168H193ZM198 169H197V168ZM227 167V168H226ZM255 167V168H254ZM15 168V169H14ZM26 168V169H25ZM52 168H54V169H52ZM59 168L62 170H59ZM68 168H70V169H68ZM77 168V169H76ZM82 168V167H81ZM106 168H107V170H106ZM109 168H111V169H109ZM134 168V169H133ZM137 168V169H136ZM181 168V169H180ZM213 168V169H212ZM218 168H220V169H218ZM224 168V169H223ZM235 168V170H237V172H235V170H231V169H234ZM238 168V169H237ZM241 170H240V169ZM243 168H244V171H243ZM24 171H23V170ZM33 171H32V170ZM51 169V170H50ZM56 169V170H55ZM79 169H80V172H79ZM87 169V170H86ZM111 171H109V170ZM113 169V170H112ZM119 169H121V170H119ZM131 169V170H130ZM136 169V170H135ZM140 169H142V170H140ZM158 169V170H157ZM167 169V170H166ZM192 169V170H191ZM211 169H212V171H211ZM247 169V170H246ZM261 169H263V170H261ZM28 170V171H27ZM37 170V171H36ZM42 170V171H41ZM46 170V171H45ZM65 172H64V171ZM68 170H71V173H73L72 174V177H70L71 175V173L69 174V172L70 171H68ZM78 170V171H77ZM103 170V171H102ZM127 170V171H126ZM143 170H145V171H143ZM148 170V171H147ZM158 171V172H155V171ZM174 170H179V171H174ZM182 170V171H181ZM191 170V171H190ZM201 171V172H199L198 173V171ZM222 171V172H218V171ZM227 170H229L230 171V173L232 174V176L236 173V175H234L233 177H235L236 176V178L238 179H240V177H241V179H242V177H243V179H242V181H241V179L238 181L236 178V185L237 186H235V185H233V183L232 182H230L232 179H231V177H229V178H227L228 177V172L229 171H227ZM240 170V171H239ZM50 171V172H49ZM54 171V172H53ZM58 171H59V174H62V175H59L58 174ZM73 171V172H72ZM75 171V172H74ZM90 171L93 173V175H92V173H90ZM93 171H95V172H93ZM97 171V172H96ZM106 173H105V172ZM115 171V172H114ZM124 171V172H123ZM132 171H133V173H132ZM139 171V172H138ZM155 172V174H150L149 172ZM197 171V172H196ZM205 173H204V172ZM207 171H208V173H207ZM234 173H232V172ZM254 171V172H253ZM256 171V172H255ZM24 172V173H23ZM42 172V173H41ZM56 172H57V174H56ZM76 172H78L77 174L79 175H77L76 177H75V174H76ZM104 172V173H103ZM108 172H109V174H108ZM114 172V173H113ZM118 172V173H117ZM141 172V173H140ZM143 172H145V173H147V174H145V173H143ZM164 172V173H163ZM187 172V173H186ZM210 172V173H209ZM238 172H242L241 174H239ZM249 172H250V174L251 175H249ZM257 172H259V173H257ZM22 173V174H21ZM39 173V174H38ZM50 173L52 174V175H50ZM67 173V174H66ZM83 175H82V174ZM90 175H89V174ZM113 173V174H112ZM115 173H117V175L115 174ZM143 173V174H142ZM157 173H159V176L161 177L160 178V181H158V176L156 175ZM173 173H176V174H173ZM178 173V174H177ZM194 173V174H193ZM245 173V174H244ZM254 173H256L258 176H257V179H259V180H257L256 181V179H255V177L254 176H256V174H254ZM56 174V175H58L57 177L56 176H54V175ZM63 174H64V176H65V178H64V180H63V178L61 179L60 177H62L63 176ZM68 174H69V176H68ZM81 174V175H80ZM96 174V175H95ZM99 174H103L102 176L101 175H99ZM111 174V175H110ZM122 174V175H121ZM134 175L135 176V178H133L132 177V175ZM137 174V175H136ZM146 176H145V175ZM182 174V175H181ZM185 174H187V175H185ZM202 174V175H201ZM205 174V175H204ZM208 174H210V176L208 175ZM230 174V175H231ZM239 174V175H238ZM36 177H35V176ZM44 175V176H43ZM46 175H48V177L46 176ZM68 177H67V176ZM97 175H99V176H97ZM118 175H120V176H118ZM126 177H125V176ZM139 175V176H138ZM152 175H153V177H152ZM189 175V176H188ZM197 175H200V176H197ZM221 175V176H220ZM227 175V176H226ZM229 175V176H230ZM248 175V176H247ZM43 176V177H42ZM52 176V177H51ZM63 176V177H64ZM83 176V177H82ZM85 176H87V178L85 177ZM90 176V177H89ZM92 176H94V177H92ZM101 176V177H100ZM103 176H104V178H103ZM109 176H111V177H109ZM115 176V178L116 179H118V180H116L115 178H113ZM124 176V177H123ZM164 176V177H163ZM166 176H168L169 178H167ZM183 176H185V177H183ZM190 177V178H186V177ZM193 176V177H192ZM207 176V177H206ZM209 176V177H208ZM250 176V177H249ZM47 177V178H46ZM49 177H50V179L52 178V180H57V181H54L55 182V185H53L52 183H54L52 180H49ZM67 177V178H66ZM74 177V178H73ZM96 177V178H95ZM99 177V178H98ZM138 177V179H140L139 180V182H140V187L138 186L139 185V182L137 183V178ZM140 177V178H139ZM145 178V180H142L141 178ZM150 177H152L153 179H151ZM155 177H156V179H155ZM195 177H196V179H195ZM203 179V180H201V178ZM206 177V178H205ZM217 177H220V179H222V181L220 180V179H218ZM224 177V178H223ZM22 178V179H21ZM37 178V179H36ZM59 178H60V181H59ZM70 178H72V179H70ZM80 178V179H79ZM85 178V179H84ZM90 178V179H89ZM91 178H93V179H91ZM110 178V179H109ZM112 178V179H111ZM123 178H124V180H123ZM129 178H130V181L128 182V180H129ZM143 178V179H144ZM178 178V179H177ZM182 178V179H181ZM184 178V179H183ZM192 178H194L195 179V181L192 179ZM200 178V179H199ZM252 178V179H251ZM40 179H42V181L40 180ZM44 179V180H43ZM45 179H47V180H45ZM68 179H70L69 181L71 182V183H69L68 182ZM74 179V181H72ZM87 179H89V180H87ZM99 179V180H98ZM115 179V180H114ZM121 179V180H120ZM162 179H164V180H162ZM223 179L224 180H230V181H227V183L228 182H230V184L228 183V184H226V181H223ZM235 179H233L234 181H235ZM40 180V181H39ZM66 180H67V182H66ZM100 181V182H98V181ZM108 180V182H106ZM111 180V181H110ZM120 180V181H119ZM124 182H123V181ZM131 180H132V183H131ZM152 180V181H151ZM161 180H162V182H161ZM180 180H182V182L180 181ZM192 180H193V182H192ZM215 180V181H214ZM219 180L223 183V182H225V183H218L219 182ZM232 180V181H233ZM245 180V181H244ZM247 180V181H246ZM253 180V182H251ZM15 181V182H14ZM19 181V182H18ZM24 181H26V182H24ZM31 181V182H30ZM44 181V182H43ZM48 181H50V182H48ZM52 181V182H51ZM84 182V181H87L86 183L84 182V184H81L80 182ZM104 181V182H103ZM114 183H113V182ZM134 181V182H133ZM186 181V182H185ZM200 181V182H199ZM18 182V183H17ZM63 182V183H62ZM81 184V186L78 184ZM82 182V183H83ZM94 182V183H93ZM111 182V183H110ZM116 182V183H115ZM119 182H121V184L119 183ZM123 182V183H122ZM126 182H128L127 183V185H128V188L126 187H124V190H121V189H123V186H127L126 185ZM167 182H168V184H167ZM184 182V183H183ZM214 182H216V183H214ZM237 182H239V183H237ZM260 182H262V184H260ZM3 183V184H2ZM28 183V184H27ZM43 183V184H42ZM71 184V185H66V184ZM99 185H98V184ZM119 183V184H118ZM130 183H131V186L134 184L135 186L137 185L139 188H137V189H139V190H141V191H143V189L145 188V187H147L148 188V186H150V189L148 188H145L144 189V191H145V193L144 194H146V192H147V190H149V192H150V190H151V192H153V193H151V196L149 195V194H146L145 196H143L144 194H142L141 193V191L139 192V191H137V189L135 188V186H134V190H132L131 192H130V190L132 189V187L130 186ZM180 183L181 184H183V189H182V185H180ZM242 184L243 185V187L247 190V191H249V192H245L244 191V188L242 187V185H240L241 187H242V189H241V187L239 186V184ZM250 183V184H249ZM255 185H254V184ZM48 184V185H47ZM75 184H78L79 186H76V188L74 187L75 186ZM86 184V185H85ZM92 184V185H91ZM115 186H114V185ZM161 184V185H160ZM184 184H186V185H184ZM188 184V185H187ZM190 184H192L191 186H190ZM196 184L198 187H196L197 189L199 188V189H202L201 190V192H202V195H201V198H200V194H201V192H199V191H196L197 189L195 188V187H192V186H194V185ZM220 184V185H219ZM232 184V185H231ZM249 185V187H248V185ZM257 184V185H256ZM14 185V186H13ZM30 185V186H29ZM37 185V186H36ZM65 185V186H64ZM89 187H88V186ZM103 185V186H102ZM109 185V186H108ZM122 185V186H121ZM142 185V186H141ZM146 185V186H145ZM151 185L153 186V187H151ZM156 185H158V187H156ZM163 185H164V187H165V189H164V187H163ZM213 185H215L216 187V189L215 188H213L214 186ZM223 185V186H222ZM226 185H230V187L228 188V187H225V188H223L224 186H226ZM252 185V186H251ZM11 186V187H10ZM12 186H13V188H12ZM19 186V187H18ZM24 186V188H22ZM29 186V187H28ZM72 186H73V188H75V189H73L72 188ZM83 186V187H82ZM91 186V187H90ZM98 186V187H97ZM99 186H101V187H99ZM106 186V187H105ZM120 187L121 189H118V187ZM136 186V187H137ZM161 186V187H160ZM179 186H181V188H179ZM184 186L186 187H192L191 189V191L189 190L190 188L188 187H186L185 189H184ZM217 186H220V188H219V190L217 189ZM231 186H233L232 188H233V191H232V188H231ZM256 186V187H255ZM45 187V188H44ZM55 187V188H54ZM63 187V188H62ZM67 189H66V188ZM87 187V188H86ZM96 187V188H95ZM102 187H103V190H100V189H102ZM129 187H131V189L129 188ZM141 187H143V188H141ZM170 187V188H169ZM177 187V188H176ZM210 187H212V188H210ZM238 187V188H237ZM261 187V188H260ZM22 188V189H21ZM58 188H60V189H62V190H60V189H58ZM79 188V189H78ZM90 188V189H89ZM95 188V189H94ZM99 190H98V189ZM116 188V190L121 194V191H122V193H124V194H117L118 192H116V190L115 191H113L114 189ZM141 188V189H140ZM156 190H155V189ZM196 190H195V189ZM205 188V190L208 192V191H210V189L212 190V191H214L215 193V197L217 198H215L214 196V199L212 200V201H214L215 199V201L213 202V204L216 202V203H218V204H220L221 203V201L222 200H224L225 199V195L226 196H228V197H230L231 196V194H225L226 193V191L228 192V191H230V192H232V194H234L233 192H236L234 195H236L237 194V191H238V189H239V191L241 192L242 191V193H243V191H244V193H243V195H242V193H240V192H238V193H240L243 197H238L239 199H240V201H239V199H237V201H236V203H234L235 202V200H236V198H237V196L238 195H240V194H238L236 197H235V199H233L234 198V196H232L233 198H232V200L230 199V198H227L226 197V201H225V203L226 204H229L228 202L231 200V202H232V205L233 206H229V205H226L225 203H224V206H226V208H224V209H227V210H229V207H230V212L229 211H227V210H225V212L227 211L228 213L226 214L224 211H223V215L222 216H219L220 215V212H222L221 211V209H223V208H221L222 207V205H223V201H222V205H221V207L220 208H218L219 207V205L217 206V204H216V208L217 209H219V210H215V213L212 211V209H211V211L214 213V215H213V213H211V216L214 218V219H211L210 217V219H207L206 218V220L208 221H214L215 220V217L217 216H219L218 217V219H222L223 217L225 218V220H224V225H222V223H221V221L217 224V220L215 221V222H213L212 221V223H209L208 222V227H206L205 225H206V223L207 222H205V220H203L202 218H204V212L206 213V212H208L209 214H210V212L211 211H208V208H205V207H207L208 205H211L212 203V201H210V199H209V202H208V200L206 199V197L207 198H211L210 196H212V194H213V192L212 191H210V193H208L207 194V192L205 191V190H203ZM223 189V191L222 190H220V189ZM226 188L228 189V190H226ZM235 188H237V190L236 191H234V189ZM3 189L5 190V192L3 191ZM12 189V190H11ZM44 189V190H43ZM47 189V190H46ZM58 191H57V190ZM64 189H66L65 191H64ZM70 189V190H69ZM73 189V190H72ZM79 191H78V190ZM128 189V190H127ZM147 189V190H146ZM160 189V190H159ZM163 189V190H162ZM168 189V190H167ZM177 189H179L178 191H180L181 192V194H179L180 192H178V191H176ZM187 189V190H186ZM198 189V190H199ZM217 190V192H219L220 191V193H218L217 194V192L215 191V190ZM250 189V190H249ZM16 190V191H15ZM20 190V191H19ZM23 190H25V191H23ZM45 190L47 191V192H45ZM60 190V191H59ZM82 190V191H81ZM87 190H89V191H87ZM93 190V191H92ZM109 190V191H108ZM175 192H174V191ZM181 190H183V192L181 191ZM189 190V191H188ZM193 190H194V192H193ZM226 190V191H225ZM259 190V191H258ZM9 191H11V192H9ZM12 191L14 192V195L16 196V198H15V196L13 195V194H11L12 193ZM44 191V192H43ZM51 191H53V193L51 192ZM62 191H63V193H62ZM69 191V192H68ZM71 191H74V192H77V193H75V194H73L72 195V192ZM85 191V192H84ZM135 191H137V193L135 194L134 192ZM160 193H159V192ZM165 191V192H164ZM170 191V192H169ZM205 193H204V192ZM225 191V192H224ZM8 192V193H7ZM28 192V193H27ZM43 192V193H42ZM83 192V193H82ZM105 192H106V194H105ZM107 192L108 193H111V194H107ZM116 192V193H115ZM128 194H127V193ZM138 192H139V194L141 193V195L143 196H141V195H139L138 194ZM157 193V195H155L156 193ZM172 192H173V196H175V194L174 193H176V196H175V198L177 199H175L176 200V202L178 201V203L176 204V202H173V200H172V202H171V200H169V198L170 197H168L170 194H172ZM187 192V193H186ZM189 192V193H188ZM230 192H228V193H230ZM259 192V193H258ZM4 193V194H3ZM9 193L11 194V197H10V195H9ZM17 195H16V194ZM57 193V194H56ZM68 193V194H67ZM69 193H71V196H68V195H70ZM126 193V194H125ZM132 193L134 194V195H132ZM177 193H178V197H177ZM191 193V194H190ZM195 193L196 194H198V193H200L198 196H196L195 195ZM248 193V194H247ZM255 193V194H254ZM27 194V195H26ZM30 194H32V196L30 195ZM47 194V195H46ZM49 194V195H48ZM51 194H53V195H51ZM77 194V195H76ZM80 194V195H79ZM86 194V196L84 197V195ZM104 196H103V195ZM132 195V197L133 198H130V196ZM157 198V200H156V198L153 196V195ZM163 194V195H162ZM165 194V195H164ZM184 194H186V195H184V196H186L185 198H183L184 196L183 195ZM192 194H194L193 196H191V198L189 199V196L190 195H192ZM206 194V195H205ZM209 194H211L209 197H208V195ZM220 194V195H219ZM225 194V195H224ZM245 194H247V195H245ZM254 196H252V195ZM261 194L263 195L261 198H260V196H261ZM13 195V196H12ZM42 195V196H41ZM80 197H79V196ZM93 195H95L94 197H93ZM101 195V199H100V201H99V197L98 196H100ZM107 195H109V198L110 199H108L107 197ZM110 195H112V196H114V195H116V196H114V198H112V200H111V197H110ZM120 195V196H119ZM127 195H129V197L127 196ZM138 196V197H141L142 198V204L140 203V201H139V199L140 198H136V199H134L136 196ZM182 195V196H181ZM221 195H223V196H221ZM256 195H258V197L256 196ZM20 196H22V197H20ZM48 196H50V198L48 197ZM63 196V197H62ZM75 196H78V197H76V198H74ZM81 196H82V198H81ZM91 196H92V198H91ZM123 196V198H122V200H125V203L123 204V202L124 201H122V202H120L121 204H123L122 206L119 204V202L118 201H120V199H121V197ZM127 197V198H130V199H127V198H124V197ZM160 196V197H159ZM162 196H163V198H162ZM165 196V197H164ZM171 196V199H172V195H170ZM179 196L181 197V198H179ZM197 197V199H196V197ZM221 196V199H222V197L224 198V199H222L221 201H220V199L218 198V197H220ZM9 197V198H8ZM29 197V198H28ZM34 197V198H33ZM43 197V198H42ZM59 197H61V198H59ZM84 197V198H83ZM98 197V198H97ZM105 197V199H102V198H104ZM120 197V199H118ZM149 199H148V198ZM205 197V198H204ZM3 198V199H2ZM45 198V200H42V199H44ZM56 198V199H55ZM71 198V199H70ZM77 198H79V199H77ZM89 198V199H88ZM91 198V199H90ZM146 198V200L147 201H144V199ZM174 198V197H173ZM183 198V199H182ZM196 200H195V199ZM242 198H243V200H242ZM2 199V200H1ZM40 199V200H39ZM53 199H55V200H53ZM88 199V200H87ZM97 199V200H96ZM107 199H108V202H109V206H107L108 204H102V203H108V202H106L107 201ZM113 199H114V203H113ZM117 199V200H116ZM132 199H133V201H136V202H132ZM150 199H152V201L153 202H149L148 200H150ZM167 199V201H165ZM180 199H181V201H180ZM205 199V201L206 202H208V203H206L205 201H203ZM212 199V198H211ZM219 199V200H218ZM227 199H229L228 201H227ZM246 199V200H247ZM249 199H248V202L245 200L244 201V204L245 203H247L246 205H248V203H249ZM21 200V201H20ZM28 200V201H27ZM36 200V201H35ZM71 200V201H70ZM77 200V201H76ZM89 200H91L90 202H89ZM95 200V202L97 203V204H99L100 206H101V210H102V207H103V210L99 213V211H100V206L98 205V207L96 208L95 207V205L97 206V204L96 203H94L93 201ZM104 200V201H103ZM116 200V201H115ZM126 200H127V202H129V203H127L126 202ZM130 200V201H129ZM162 200V201H161ZM168 200H169V202L171 203H169V206L170 205H172V206H170V208H167L166 207V210H164L165 208V202H166V204L168 203ZM174 200V201H175ZM19 201V202H18ZM24 201H25V203H24ZM30 201V202H29ZM34 201V203H32ZM37 201L39 202V203H37ZM41 201V202H40ZM53 201V202H52ZM60 201V202H59ZM67 201V202H66ZM81 201H83V202H81ZM101 202V203H99V202ZM138 201V202H137ZM157 201V202H156ZM163 201H165V202H163ZM185 201H187V205H190V204H194L195 203V205L196 204H198L197 202H199V204L198 205H200V202H205L206 204H205V206H203V204L201 203V208H198L197 206H195V208H196V212L194 211L193 213L192 212H188L187 211V208H190V207H193V209H194V205H190V207H187V205H186V202ZM217 201H219V202H217ZM66 202V203H65ZM79 202V203H78ZM81 202V203H80ZM119 204V207H118V205H117V203ZM144 202H145V204L147 205V203L146 202H148V204L149 205H147V206H149L148 208L145 206V204H144ZM161 202H163V203H161ZM183 202H185L184 203V205H185V207H184V205H183V207L181 208V207H179L178 205L181 203V204H183ZM237 202H239V203H237ZM257 202V203H258ZM24 203V204H23ZM41 203V204H40ZM50 203V204H49ZM51 203H52V205H51ZM55 203V204H54ZM92 203L93 204H95V205H93L94 206V208H96V210H91V211H95L94 213H92L91 211H89V209H93V207L91 206L92 205ZM126 203H127V205H128V207L126 206ZM135 203H138L137 205H135ZM209 203H211V204H209ZM251 203H249V205H251ZM27 204V205H26ZM32 205V207H31V205ZM33 204H34V206L36 205H38L37 207L35 206V209L33 208L34 206H33ZM62 204H64V206L62 205ZM78 204H80V205H78ZM86 204H88V205H86ZM91 204V205H90ZM141 204V205H140ZM144 204V205H143ZM158 204V205H157ZM160 204H161V206H164L163 207V210L164 211H157L158 212V214H157V212H156V214H155V216H154V214L152 213V211L155 213V211H156V209H157V206H158V209H160L161 208V206H160ZM173 204H174V206H173ZM212 204V205H213ZM239 205V207L237 206H235V205ZM30 205V206H29ZM46 205H48V207L49 208H47L46 207ZM78 205V207H75V206H77ZM85 205H86V207H85ZM113 205H115V207L113 206ZM129 205H131V208L133 209V207H132V205L134 206V208L135 209H137L138 208V205H139V208H144V210H143V208H142V210H140L139 211V208L136 210V212H139V214L138 215H136L137 213H135L134 215H136V216H138V218L136 217V216H134V215H129V212L131 213V211H133L132 209H130L129 208ZM208 206V207H210V208H214L215 206L213 205V206ZM6 206H7V208L9 209L8 211H7V209H6ZM22 206V207H21ZM55 206L57 207V208H55ZM68 206V207H67ZM137 208H136V207ZM142 206V207H141ZM180 206H182V205H180ZM229 206V207H228ZM1 207H3L4 209H5V212H4V209L3 208H1ZM18 207H20L19 209H27L28 210V212H30L29 214H28V212H27V216H28V218H27V216H26V214H24V212L26 211L25 209L24 210H21L20 212H19V209H18ZM27 207V208H26ZM28 207H29V209H28ZM75 207V208H74ZM122 207V208H121ZM125 207H127V209L125 208ZM153 207V208H152ZM181 208V210L179 211L178 209L179 208ZM202 207H204V208H202ZM228 207V208H227ZM232 207H234L235 208V212H234V210H233V208ZM43 208H45V209H43ZM69 208V209H68ZM71 208V209H70ZM73 208V209H72ZM82 208H83V210H82ZM99 208V209H98ZM109 208H112V209H115L116 211H117V213H119L118 211L120 210L121 211V213H119V215L117 216L116 214V216H117V218L114 216V213L116 212V211H114V210H112V209H109ZM120 208V209H119ZM177 208V209H176ZM197 208H198V211L200 210L201 212H203V215H202V218H201V216L200 217H198L199 219L201 218L202 220H199L197 217H195V215H196V213H197V215L198 214H200L201 212H197ZM215 208V209H216ZM232 208V209H231ZM3 209V210H2ZM33 209V210H32ZM43 209V210H42ZM48 209V210H47ZM78 209V210H77ZM88 209V210H87ZM98 209V210H97ZM106 211H105V210ZM135 209H134V211L133 212H135ZM146 209V210H145ZM176 209V210H175ZM182 209H184V210H186L187 212H185L184 210H182ZM190 209H192V208H190ZM204 209V210H203ZM205 209H207V210H205ZM1 210L3 211V214L1 213ZM13 211V210H15L14 212H12L13 214H10L11 213V211ZM18 210V212H19V215H17L18 213L16 212ZM34 212H32V211ZM39 210V211H38ZM43 211V212H41V211ZM49 210H50V212H49ZM52 210H54L53 212H52ZM76 210H77V212H78V215H77V212H76ZM82 210V211H81ZM107 210H108V212H107ZM129 210V212H126V211H128ZM172 210H174V211H176V213L175 212H172ZM177 210H178V215H181V214H179V213H183L181 216H179V217H177L176 219H175V215H177ZM189 210V209H188ZM210 210V209H209ZM6 211L7 212H10V213H7L8 214V216H7V214L5 215V213H6ZM45 211V212H44ZM81 211V212H80ZM105 211V212H104ZM171 211V212H170ZM189 211H192V210H189ZM220 211V212H219ZM233 211V212H232ZM237 211V212H236ZM263 211V212H262ZM37 212H39V213H37ZM51 212H52V214L53 213H56L54 216L51 214ZM60 212V213H59ZM70 212V213H69ZM76 212V213H75ZM91 212V213H90ZM99 213L98 215H99V218H98V215L96 214V213ZM110 212H114L113 214L112 213H110ZM124 214H123V213ZM161 212H162V214H161ZM166 212H167V219L170 221L171 219H172V217H174L173 219H175L176 221H177V224L179 223L180 224V222L178 221L181 217V219H182V221H181V224L180 225H182V222L183 223H187V225H185V227H184V224L179 228V226L176 224V221L174 220H171L170 222H167L168 220L166 219V223H169V224H167L168 226L169 225H171L172 226V224H170L171 222L173 223V227L171 228L170 226L169 227H167V228H169V229H167L168 231L170 230V232H168L167 233V230H165L166 229V226H164V225H166L162 220H164V216H165V214H166ZM218 212V213H217ZM23 213V214H22ZM41 213V214H40ZM48 213H50L49 215H48ZM88 214V216H89V214H92V216L91 217H89V220H91L90 222H92V221H94V222H92V223H90V224H88V223H86V222H88L89 220H88V216H86L87 214ZM104 213H106V214H104ZM110 215H109V214ZM128 213V214H127ZM142 213H144V215H141V217L139 216L140 214H142ZM153 214V215H151L152 217H150V215L149 214ZM160 213V214H159ZM168 213H172V216H169L170 214H168ZM173 213H175V215L173 216ZM184 213H187L186 215H184ZM189 213H191L190 215H194L193 216V218H190L191 219V222L190 223H192V224H188V222L187 221H190L188 218H187V215L189 214ZM217 213V215H215ZM11 216H10V215ZM23 215V217L21 216V215ZM32 214V215H31ZM57 214H58V216H57ZM67 214V215H66ZM73 216H72V215ZM84 214H85V216H86V219H85V217H83L84 216ZM108 214V215H107ZM209 214H207V216L209 215ZM222 214V213H221ZM230 214V215H229ZM232 214H234V216L232 217V218H230L229 216H232ZM240 214V213H239ZM257 214H258V216H257ZM261 214L263 215V216H261ZM13 215V216H12ZM17 215V216H16ZM46 215H48V216H46ZM50 215H52V217H50ZM59 215H60V218H58L59 217ZM70 215V216H69ZM93 215H94V217H93ZM113 215V216H112ZM123 215V216H122ZM134 216L133 218H131V220L129 221V219H128V217L127 216ZM157 215V216H156ZM164 215V216H163ZM177 215V216H178ZM201 215V214H200ZM1 216H3V218H4V216H5V218L6 219H4V220H2L1 218ZM35 216H37V217H35ZM61 216H64V217H61ZM69 216V217H68ZM80 216H82L81 218H80ZM112 216V217H111ZM119 216H120V218H119ZM122 216V217H121ZM143 216V217H142ZM162 216V218H160L159 219V217H161ZM184 216H186V217H184ZM206 215H205V217H207ZM245 216V215H244ZM20 217V218H19ZM27 219H26V218ZM33 217V218H32ZM47 217V218H46ZM68 217V218H67ZM72 217V218H71ZM125 217V218H124ZM126 217H127V219H126ZM136 217V218H135ZM148 217H150V218H148ZM165 217V218H166ZM183 217L186 219L187 218V220L185 221V220H183ZM188 217H189V215H188ZM191 217V216H190ZM194 217H195V219H194ZM227 217H229V220H228V222H227V220H226V218ZM236 219H235V218ZM239 217L240 218H242L241 217V215H239ZM260 217H261V219H260ZM8 218L11 220H8ZM15 218H16V220H18V221H16L15 220ZM25 218V219H24ZM35 218V219H34ZM38 220H37V219ZM50 218V219H49ZM52 218H54V219H52ZM67 218V219H66ZM73 218H75V219H73ZM83 218H84V221H83ZM91 218H94L93 220L91 219ZM142 218V219H141ZM157 218H158V220H157ZM170 218V219H169ZM196 218H197V220H199V221H197L196 220ZM249 218V217H248ZM263 218V219H262ZM32 219H34V220H32ZM42 219V220H41ZM47 220V222H46V220ZM48 219H49V222H48ZM60 219V220H59ZM64 219V220H63ZM77 219L78 220H81V222H79V221H77ZM103 219L105 220V221H103ZM116 219V220H115ZM118 219V220H117ZM120 219H122V222L123 221H125V220H127V221H125V222H123L120 226H118L117 224H116V222L119 224V222H121V220ZM133 219V220H132ZM137 219V220H136ZM141 219V220H140ZM155 220L156 219V221L157 222H160V223H157V225H156V222H155V226H156V228L155 229H158V228H160V229H158L159 230V232L160 233H162L163 234V237L161 236V242L163 243L164 242V244L165 245H167L166 247H165V245L164 244H162V243H159L160 242V239L158 240L157 238H156V236L155 237H153L152 236V238L150 237V236H148V235H157V233H159L158 232V230H153V228H152V231H154L153 232V234H152V231H151V226H152V221L153 220ZM162 219V220H161ZM180 219V220H181ZM220 219V220H221ZM238 222V225L235 223V220ZM239 219V218H238ZM22 220V222H20ZM24 220V221H23ZM36 220V221H35ZM66 220H67V222H66ZM72 220V221H71ZM74 220V221H73ZM87 220V221H86ZM95 220L99 223H97V222H95ZM113 220H114V222H113ZM120 220V221H119ZM139 220H140V222H139ZM150 220H152V221H150ZM161 220V221H160ZM194 220H196L195 221V224H193V222L192 221H194ZM231 220L233 221L234 220V222L233 223H235V226H234V224L232 225V222H231ZM242 220H243V222H242ZM259 220V221H258ZM262 220V221H261ZM39 221V222H38ZM42 221L44 222V223H42ZM75 221H77V222H79V224L78 223H76ZM133 221H135V222H133ZM151 222V224H150V222ZM185 221V222H184ZM200 221H202V223H200L201 224V227L200 226H198V225H200L199 224V222ZM203 221L205 222V225L203 224ZM219 221V220H218ZM225 221L227 222V223H225ZM246 221H248V222H246ZM256 221V222H255ZM261 221V222H260ZM11 222V223H10ZM13 222H15V223H19V227L14 223L13 224ZM31 222V223H30ZM38 222V223H37ZM42 224H41V223ZM46 222V223H45ZM60 223V225L58 224V223ZM131 222V223H130ZM149 222V223H148ZM162 222V223H161ZM231 222V223H230ZM241 222H242V224H241ZM251 222V225L249 224ZM263 222V223H262ZM33 223H34V226H35V228H36V230H35V228H33L34 226H33ZM52 225H51V224ZM61 223H63V225L61 224ZM97 223V224H96ZM105 223V225H106V223H107V225H106V227L107 226H109V227H112V229H113V231H111V229L109 228V227H105L104 229H103V227L105 226V225H103ZM111 223H114V224H111ZM125 223V224H124ZM128 223V224H127ZM138 223V224H137ZM148 223V224H147ZM153 223H154V221H153ZM163 223H164V225H163ZM214 223V224H213ZM215 223H216V225H215ZM239 223H240V225H239ZM255 223V224H254ZM256 223H257V225H256ZM29 224V225H28ZM44 224V225H43ZM53 224H55V226L57 227V229L54 227V225ZM65 224V225H64ZM68 224V225H67ZM74 224H75V227H74ZM77 224V225H76ZM82 224H87L88 226H87V228L85 229V227H86V225H82ZM93 224L95 225L94 227H93ZM101 224V226H99ZM116 224V228L114 227V225ZM131 224V225H130ZM134 224H136V225H133ZM139 224L141 225V224H143V225H141V226H139ZM148 225L150 228H148V226H146L147 228L145 229V228H143V227H145V225ZM159 224H161L159 227H158V225ZM174 224H176V225H174ZM203 224V225H202ZM43 225V226H42ZM91 225V226H90ZM97 225H98V227H97ZM103 225V226H102ZM122 225H124L123 227H122ZM127 225V226H126ZM162 225H163V227H165L164 229H162L163 227H162ZM188 225H190L189 227L191 228V226H195L196 228H204V226L207 228V232H205L204 230L206 229V228H204V229H202L203 231H201L200 229V231L198 232V229H196V231H194L193 230V227L190 229L189 227H188ZM198 227H197V226ZM212 225V226H211ZM216 226L217 228H218V226L217 225H222L219 229H215L213 226ZM225 225H228V226H225ZM231 227H230V226ZM244 225V226H243ZM249 225V226H248ZM11 226H12V228H11ZM14 226H15V228H14ZM21 226V227H20ZM31 226H33L32 228H31ZM38 226H40V228H38L37 229V227ZM48 226H51V228H49ZM59 226V227H58ZM65 226H68L67 228L65 227ZM79 226H81L82 228H77V227H79ZM125 226H126V228H125ZM134 228H133V227ZM174 226H176V228L174 227ZM203 226V227H202ZM240 226V227H239ZM4 227H5V230H4ZM25 227H26V229L27 228H29V229H27V230H30V233H29V231H26V229H25ZM45 227V228H44ZM53 227V228H52ZM65 227V228H64ZM74 227V228H73ZM91 227L93 228L92 229V231H90L91 230ZM98 228V229H95V228ZM132 228V230H131V228ZM140 227V228H139ZM153 227V226H152ZM158 227V228H157ZM162 227V228H161ZM178 227V228H177ZM186 227H188V229H190L191 231H192V233H190L191 231L190 230H188ZM223 227H227L226 229H224ZM263 228H264V225L262 226ZM261 227V228H262ZM7 228V229H6ZM25 230V232H27V233H25V232H23L22 230ZM49 228V229H48ZM60 228V229H59ZM62 228H64V229H62ZM85 229L86 231H87V233L86 232H84V230H82V233H81V229ZM90 228V229H89ZM119 228V229H118ZM130 228V229H129ZM139 228V229H138ZM184 228V229H183ZM8 229H9V231H8ZM21 231H20V230ZM33 229V230H32ZM68 229V230H67ZM73 229H74V231H73ZM104 230V232L102 231V230ZM106 229H107V231H108V233L106 234ZM116 229L117 230H119V232L117 231L116 232ZM130 231H128V230ZM145 229V230H144ZM162 229V230H161ZM183 231H182V230ZM208 229H210V230H208ZM221 229V230H220ZM223 229V230H222ZM41 230V231H40ZM50 230V231H49ZM65 230H66V232H65ZM77 230V231H76ZM99 232H101V234L100 233H98V231ZM125 230V231H124ZM128 231V233H127V231ZM141 230H142V232L144 231L145 233H143V237H141L140 236V234L139 233H142L141 232ZM150 230V231H149ZM165 230V232H161V231H164ZM175 230V231H174ZM176 230H177V232L179 231V230H181L180 232H179V234H176ZM187 230H188V232H187ZM212 230V231H211ZM214 230L217 232L218 231V235L216 234V232H214ZM2 231H4V232H2ZM19 231V232H18ZM32 231V232H31ZM36 231H37V233H39V231L40 232H44L45 231V233H44V235H43V233L42 234H39L41 237H40V240H42L43 239V241L45 242H43V241H38V239L39 238H37V240H32V236H35L36 235V237H37V233H36ZM67 231H69V232H67ZM71 231V232H70ZM95 231V233H93ZM97 231V232H96ZM121 231V232H120ZM157 231V233H155ZM172 231H173V234H171L172 233ZM209 231V232H208ZM222 231V232H221ZM6 232H8V233H6ZM18 232V233H17ZM74 232H75V234H74ZM79 232V233H78ZM92 232V233H91ZM102 232H103V234H106L105 236H102ZM113 232V233H112ZM126 232V233H125ZM205 233L206 234V237H207V235H208V238H205V234H203V233ZM221 232V233H220ZM31 233H32V236H30V238H29V234L31 235ZM81 233V234H80ZM89 233V234H88ZM117 233H120V234H117ZM146 233L148 234L147 236H145V239H144V234L146 235ZM167 234V236L169 235V237H166L165 236V234ZM186 233V234H185ZM202 233V234H201ZM210 233V234H209ZM213 233H215V234H213V238L211 237V235ZM34 234V235H33ZM70 234V235H69ZM74 234V235H73ZM91 234H92V236H91ZM93 234H96L97 236H96V238H94L95 236L93 235ZM110 234H111V236H110ZM125 234V235H124ZM139 234V235H138ZM200 234H201V236H200ZM19 235V236H18ZM43 235V236H42ZM48 235H50V236H48ZM53 235V236H52ZM109 235V236H108ZM135 235H138V236H140V237H138V236H136V237H133V236H135ZM188 235V236H187ZM216 235V236H215ZM17 236V237H16ZM76 236L77 237H79L80 239H79V241H78V238L76 239ZM90 236L92 237V238H90ZM98 236H100V238L98 237ZM114 236V237H113ZM125 236V237H124ZM159 236V234L157 235V237ZM164 236H165V238H164ZM198 236H200V237H198ZM209 236H210V238H209ZM218 236H219V238H218ZM4 237V238H3ZM36 237H34L33 239H35ZM39 237V236H38ZM52 238V241H51V238ZM54 237V238H53ZM73 237V238H72ZM81 237H83L84 239H83V241H82V238ZM98 237V238H97ZM108 237V238H107ZM112 237V238H111ZM116 237V238H115ZM133 237V238H132ZM138 237V238H137ZM182 237V238H181ZM183 237H186V238H184L183 239ZM7 238H9V239H7ZM44 238H46V239H44ZM56 238V239H55ZM71 238V239H70ZM94 238V239H93ZM107 238V239H106ZM138 239L139 241L141 240V238H142V240H141V242H142V244L144 245V247H142V248H146V253H148V254H150L151 253V251H152V249H153V252L152 253H154L155 252V249H156V251H157V253H154L155 254V257H154V255L152 254V255H149L150 256V258L151 257H153V258H151L152 260H150L149 261V258L147 257L146 258V256H148V254L146 255V253H143L144 251L141 249V247H137L136 245L134 246V244L135 243H141V242H137L136 240H135V242L133 241L134 239ZM140 238V239H139ZM157 239V243H159V244H157L156 242L154 243V241H156V239ZM162 238H164L165 240L167 239V238H169V239H167V241H165V240H162ZM218 238V239H217ZM2 239V240H1ZM5 239V240H4ZM18 241H17V240ZM21 239V240H20ZM86 239H87V241H88V239H89V241H90V239H91V241L92 240H94L92 243L91 242H89L88 241V243L85 245V242H86ZM95 239H98L97 241L95 240ZM108 240V241H105V240ZM129 239L132 241V242H134L132 245L134 246V248L133 247H131L130 246V248H132V250L131 249H129V248H127L126 247V250L124 251L122 248L124 247V246H120V245H122V244H127V243H129ZM143 239L146 241H143ZM153 239H155L154 241H153ZM170 239H172L173 240V242H171L170 243ZM180 239H178L179 241L178 242H181L180 241ZM183 239V240H182ZM202 239V238H201ZM213 239V240H212ZM4 240V241H3ZM31 241L30 243H28L29 241ZM48 240V241H47ZM50 240V241H49ZM54 240V241H53ZM77 240L78 241V244H76L77 243V241L75 242V241ZM104 240V242H102ZM111 240V241H110ZM115 240V241H114ZM170 240V241H169ZM204 240H202L201 242H203ZM9 241V242H8ZM13 241L15 242V243H13ZM17 241V242H16ZM23 241H24V243H23ZM36 241L38 242V244L36 243ZM100 241V242H99ZM114 241V242H113ZM150 241L152 242V243H150ZM169 241V242H168ZM210 241H211V244H210ZM27 242V243H26ZM59 244V245H57V243ZM68 242V243H67ZM70 242V243H69ZM82 242H84L83 244H82ZM108 242H109V245H108ZM111 242V243H110ZM113 242V243H112ZM145 242V243H144ZM165 242H167V243H169V245L167 244V243H165ZM178 242H176V244L178 243ZM246 242H248L247 240H244L243 241V243H246ZM12 243V245H9V244H11ZM43 244V245H41V244ZM51 243V244H50ZM75 243V244H74ZM91 243V244H90ZM101 243V245H99ZM146 243H149V244H151L152 246L151 247H147L146 245ZM183 243H187L186 241L185 242H183ZM208 243V244H207ZM218 243H217V245H218ZM0 244V245H1ZM36 244H37V246H36ZM80 244V245H79ZM120 244V245H119ZM131 244V242L129 243V245ZM141 244V245H142ZM148 244V245H149ZM153 244H157L156 246L155 245H153ZM180 243H178V245H179ZM210 244V245H209ZM9 245V246H8ZM30 245H32V246H30ZM47 245V246H46ZM57 245V246H56ZM69 245V246H68ZM75 245V246H74ZM90 245H92V246H90ZM105 245V246H104ZM119 245V249H120V251H117V250H119L118 248H117V246ZM140 245V244H139ZM138 245V246H139ZM142 245V246H143ZM160 245L162 246V247H160ZM178 245H175V247L173 246V253H177V254H179V253H181V256H179V257H181V258H179V257H177V260H176V262L179 264H183V263H185L186 261V263H188V258L189 259H192L195 255H192L193 253L191 252V254L189 253V250H185V249H183L184 248V244H180V245H182L181 247H183V248H181V247H178ZM179 245V246H180ZM187 245V246H186ZM202 245H204L203 247H201ZM12 246V247H11ZM29 248H27V247ZM35 246V247H34ZM40 246V247H39ZM42 246H45V251H44V247L41 249L42 251L41 252H39V248H41ZM56 246V247H55ZM76 246H78V247H76ZM100 246V247H99ZM108 246V247H107ZM110 246V247H109ZM126 246V245H125ZM127 246H128V244H127ZM155 246V247H154ZM7 247V248H6ZM10 247L11 248H13L14 250H12V249H10ZM32 247V249H30ZM47 247H49V248H47ZM61 247H63L64 249H65V252L63 253V252H59V251H64V249H62ZM91 247V248H90ZM97 247H99V249L97 248ZM121 247V248H120ZM129 247V246H128ZM135 247H137V248H135ZM163 248V250L162 249H160V248ZM168 247V248H167ZM177 247H178V249H177ZM211 247H213V248H211ZM18 248H20V250H22L21 252H23V251H25L24 252V255L20 252V250H17ZM22 248V249H21ZM34 248V249H33ZM38 248V249H37ZM53 248V249H52ZM70 248V249H69ZM72 248V249H71ZM82 248V249H81ZM84 248V249H83ZM86 248V249H85ZM95 248H97V249H95ZM101 248V249H100ZM115 248H117V250H115L114 251V249ZM140 248V250H138ZM148 248V249H147ZM152 248V249H151ZM158 248H159V250H158ZM176 249V251H175V249ZM183 249L182 250V252L185 250V251H188V253H189V255H191V256H193L192 258H190L191 256H189L187 253H182L181 252V249ZM12 250V251H10V250ZM49 249H50V251H49ZM81 249V250H80ZM88 249H90V250H88ZM113 250L114 252H115V254L117 253L118 254V256L120 257V261H119V257L116 259V257L114 256V253L113 252H110V250ZM125 249V248H124ZM187 249V248H186ZM209 251H208V250ZM49 251V253L47 252L46 253V251ZM56 250V251H55ZM68 250V251H67ZM75 250V251H74ZM94 250V251H93ZM96 250V251H95ZM111 250V251H112ZM133 250L135 251V250H138V251H140L141 253H139V254H136L138 251H135V258H131V255H127L128 253H133ZM167 250H165V254L167 253V252H169L170 253V251H167ZM207 250V251H206ZM213 250V251H212ZM7 251H9V253L7 252ZM18 251V252H17ZM28 251H30L29 253H28ZM55 251V252H54ZM89 251H91V252H89ZM117 251V252H116ZM122 251H124V254L123 255H126L125 256V258L127 257V256H129V258H126V259H124V257H123V255H122V257H123V259L122 260H124V261H122L121 260V255H119L120 253L122 254ZM127 251V254H125V252ZM160 251H163V253L162 254H159V256H156V254L158 255V253H160ZM184 251V252H185ZM200 251V252H199ZM11 252V253H10ZM52 252H53V254H52ZM58 252V253H57ZM76 252V253H75ZM80 252V253H79ZM82 252V253H81ZM86 253L85 255H84V253ZM104 252H108L107 254L108 255H106V253H104ZM109 252L111 253L110 254V256H109ZM172 252H171V254H172ZM16 253V254H15ZM20 253V254H19ZM31 253H32V255L33 256H31ZM59 254V255H56V254ZM78 253V254H77ZM92 253L94 254V255H92ZM98 253L101 255V257H102V259H103V261H102V259H100V255H99V258H97L98 257ZM207 253V254H206ZM9 254V255H8ZM35 254V255H34ZM48 255V257L46 256V255ZM70 254V255H69ZM73 254V255H72ZM102 254H104V255H106V256H104V255H102ZM146 256H145V255ZM168 254V253H167ZM165 255L166 257H168V258H166L164 255V258L163 257H160V260H159V262L158 263H161V264H175L174 262H175V260H173V261H171L170 259V257L172 256L171 254H170V257H169V254L168 255ZM175 254H173L174 256H172V259H173V257H175L174 259H176V255ZM204 255V257H203V255ZM41 255V256H40ZM50 255V256H49ZM52 255H54V258H53V256ZM63 255V256H62ZM65 255V256H64ZM74 255H76V256H74ZM80 255H84L83 256V258H82V256H80ZM134 255V254H133ZM132 255V256H133ZM137 255V256H136ZM138 255H143V256H145V257H143V258H145V259H141V260H137V257L139 258V256ZM180 255V254H179ZM184 255V257H182ZM4 256H5V258H4ZM27 256H29V257H27ZM43 256V257H42ZM46 256V257H45ZM57 256H58V258H57ZM87 256V257H86ZM95 258V259H97V260H95L94 259V261H93V259L91 258ZM108 256H109V258H108ZM178 256V255H177ZM199 256V257H198ZM19 257H21V258H19ZM25 257V258H24ZM27 257V258H26ZM37 259H36V258ZM40 257V258H39ZM61 257V258H60ZM74 257V258H73ZM89 257H90V260L93 262H91V261H89ZM115 259H114V258ZM188 257V258H187ZM9 258H11V259H13L12 261H11V259H9ZM32 258H33V260H32ZM44 258V259H43ZM48 258V259H47ZM57 258V259H56ZM65 259V260H63V259ZM80 258L82 259V260H80ZM85 258H86V260H85ZM88 258V259H87ZM107 258V259H106ZM163 258V259H162ZM166 258V259H165ZM170 258V259H169ZM180 260H179V259ZM187 259L185 262H184V260L185 259ZM202 258H203V261H202ZM46 259V260H45ZM52 259V260H51ZM67 259H68V262H67ZM76 259V260H75ZM100 259V260H99ZM106 259V260H105ZM111 259V260H110ZM184 259V260H183ZM9 260H10V262H9ZM18 260V261H17ZM21 260H22V262H21ZM40 260V261H39ZM44 260V261H43ZM62 260H63V262H62ZM85 260V261H84ZM99 260V261H98ZM108 260H110V262L108 261ZM2 261V262H1ZM31 261H33V263L31 262ZM39 261V262H38ZM51 261V262H50ZM55 262V263H52V262ZM58 261H59V263H58ZM73 261V262H72ZM82 261V262H81ZM101 261V262H100ZM114 263H113V262ZM123 263H122V262ZM125 261H127V262H125ZM155 261L153 262V263H151L150 262V264H155ZM157 261H156V264H158L157 263ZM170 261L172 262V263H170ZM182 263H181V262ZM5 262V263H4ZM38 262V263H37ZM46 262H48V263H46ZM75 262V263H74ZM99 262V263H98ZM107 262H109V263H107ZM130 262V263H129ZM193 262V260L192 261H190V263L191 264H193L192 263ZM197 262H195V264L197 263ZM176 263V264H177ZM185 263V264H186ZM104 264V263H103ZM198 264V263H197Z\"/></svg>",
	"mask_w": 264,
	"mask_h": 264
}]
</instances>
